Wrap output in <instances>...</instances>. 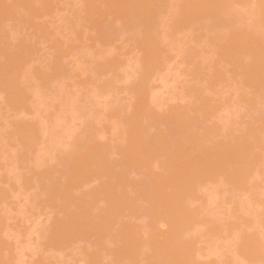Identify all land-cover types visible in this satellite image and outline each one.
Segmentation results:
<instances>
[{
    "label": "rangeland",
    "instance_id": "1",
    "mask_svg": "<svg viewBox=\"0 0 264 264\" xmlns=\"http://www.w3.org/2000/svg\"><path fill=\"white\" fill-rule=\"evenodd\" d=\"M4 1H5V3L9 2L6 0H0L1 6H3L5 4V3L2 4ZM13 1L16 2V0L11 1L12 4L15 5V7H16L20 0H18V2H16L17 4L14 3ZM27 1H28V3H26V4H28L27 6L29 7V0H27ZM31 1H33V0H31ZM31 1H30V3H31ZM37 1L35 0V2H37ZM42 1H40V4L42 6L48 5L50 3L49 9H47L49 5L47 6V8H46V6H44L46 8V10H48V11H46L47 14L44 15L41 13V10L43 13L45 12V11H43V9L40 10V8H44V7H41V5L38 4V2H37V4L40 6V8L38 7V9H39L38 11L41 14H38V15H40V16H38V18L36 17L37 16L36 15V16L32 17V19H31V16H33L36 12L33 15H30L31 12L28 11V9L30 7L27 8V10H26V11H28L27 13L24 10L27 6L25 7V6L20 5V4H18L19 7L23 6L24 9L21 7H20L21 9L19 7H18L19 9H17V7H16V10L14 9L15 12L13 11L14 7L11 5V2L8 4H5L4 7H2L4 9L6 5H10V6H8L9 8L6 6L7 9H10V7L12 6L11 11H13L12 12L13 15L8 16V14H7V18L10 19L11 17H14L13 20L10 19L12 22L8 19V21H10L11 24L13 23V25L15 23L19 22L18 25L20 26L22 24L20 22L22 20L24 21V19L21 18V16L23 14L21 15L22 12L20 13L19 10L23 11V13L25 11L26 14L24 13L25 15H23V17L26 15L30 16V18L26 16L27 20L25 19V22L28 21L31 23L26 24L25 22L22 21L23 23L26 24V26L22 24L23 26L21 25L22 28L20 30L19 27H18L19 29L18 28L16 29L15 25L12 26V28L9 27V25H8L9 23L7 25H5V27L3 25H1V23L3 24L5 22V20H4V22H2L3 19H7L6 16L2 14L3 16H2V21H0V27H2V26L4 27V29H5L3 31L4 33L7 29V27H8V31H11V29H13L12 31H14V33L16 32L15 35L20 33L19 35H17V37L13 36L14 34H11V33L9 34L10 35L9 36L8 35L9 32L7 33V31H6V33L3 34V41H5L4 35L7 34L8 36L6 35V38L8 39V37H9V40L6 39V41H8V43H10V44H8V46L14 45V46H16L15 47V49H16V48H18V45L20 46L21 43H23L21 47H23V45H25L26 47L24 46V48H22V50H20L21 48L19 47L17 49V50H20L18 53L23 54V50L26 48L24 55H29V52L31 50L30 56H27V59H25L26 56L20 57V54H19V56L16 55V50H14L13 49L14 47H12V46H10V48L12 47L13 50L12 49H10V50H12L13 52L15 51V52L13 53L8 49L9 52L6 51V56L7 55L9 56V53L11 56V53H12L13 54L12 56H14V60L16 57H18V59L20 57L19 61L16 63L18 64L21 61L23 64L22 66L26 65L29 67L28 68L25 66L26 68H28L30 70V72H29V70H26V68H25V71L31 73L34 70L35 75H34V77H31V76H33V74L32 75L27 74V76H26V74L24 75V73H25L24 71L22 74V72H20V68L22 71L23 67H21V64L17 65L15 63V61L18 60L17 58L14 61L13 57L11 56L12 60L14 61L13 62L14 66H13L12 63L7 64L5 62V61L8 62L9 58L11 59V57L7 58L8 57L7 56V57L1 58V56H0L1 65L3 64V62H2L3 60H5L4 64H7V65L3 64L4 66H7V67L4 68L2 65V70L4 69V71L1 70L6 75L1 72L2 74L0 73L1 74L0 77L3 78L5 76L4 78H7V80H8L9 78L10 79L12 78L9 76L10 74L12 76V74H13L12 70L15 71L14 72L15 74H17V73L19 74V72H20L25 77H23L21 74H19V75H21L22 77L19 75L13 74L14 77L15 76L21 77V80L15 79L16 77L15 78L13 77L15 82L13 80H11V81L8 80V81L12 82L13 84L15 83L14 84L15 87H16V85H18L17 86L18 88H19L20 83L18 84L16 80H18L19 82L21 81L22 86L20 84L19 89L23 90V88H21V87H25L24 89L26 90V91H22V93H20V94H22L21 95L22 97L19 95V97L22 98V100L19 97H17L15 99L17 101L21 100V103L22 102L23 103L22 104L21 103L19 104L18 102L15 103V101L12 100L11 95L8 98L9 92L7 90V92H8L7 93L6 88L4 89V87H3L4 82L0 78V262L2 264H4V263L5 264H147L149 262L148 261L149 257L152 258V256L148 255L149 252L153 253V252H151V250L154 252L157 251L156 252L157 254L155 253L153 258L157 257V255H158V259H159V255H161V253L159 254V251H166V249L168 252L167 253L164 252V254H166V256L169 255L170 257L173 256L172 261H169L170 264L173 263L174 259H175V261H178L181 259L182 260L181 263H180V261H178L179 264H254L253 262L255 260H257L256 257H258V259H262L261 255H262V253L264 254V252L262 251V250H264L263 249L264 248V239H263L264 238L263 237L264 236V119H263L264 118V90L261 92L259 90L261 88L260 87L258 89V91L261 92L262 96L259 95L260 93H258V91L256 92V93H258V95H257L255 92L252 91L253 88L250 87V84L248 85L249 88L246 87V85L245 86L243 85V82L245 80L246 81H248V80L246 77H244L245 74L242 73V71H241V74L244 75V76L242 75L244 77V79H243L244 81L240 80L241 79L240 77H242V76H240L239 77L240 79H239L237 77L239 74L236 75V72L239 71L237 69L238 68V66H237L238 60H241V61H239V64L240 63L245 64V63H243V59L248 60V61L251 60L250 52H249V54H250L249 55V54H247L248 51L247 52L244 51L242 54L244 57L245 56L246 57L243 59H242V57H243L242 56L237 61H235L237 58L233 59L234 63L232 60L230 61L235 66H237L235 68V69H237V70H235L236 72H234V68H232L233 65L231 66L230 65L231 63L226 61V58L228 56L226 58L224 56H226L227 54L228 55L232 54L231 56H233V57L237 56L236 53L234 52V50H236V49L233 48V45L236 46V48H237V46H238L237 43L240 44L241 43L240 41H242L245 38L243 36V34L246 36V33H247L249 38L246 36V38H245L246 40L253 39L250 37L251 34H252L251 36H253V35L257 36L258 33L261 34L260 32H257L258 30L256 31L257 35L255 33H253V32H255L254 26L258 25V24L254 23L255 22L254 19H256V22H258V20H257V17L252 19L250 14L252 13L253 10L254 11L256 10L255 8H256V4H257L256 12L258 10L259 11L262 10L261 14L262 13L263 14L260 16L261 17L264 16V9H263L264 5L262 7V4H264L263 0L262 1L261 0H250V3L251 2L254 3L255 8H253V9L251 8L252 11L250 13H247L249 16L246 15V13L244 11H242L243 7H245V8L247 7V6H245L246 3L243 0H241L240 2L234 0L231 7L234 8L235 12L233 11V13L237 12V16L234 18L233 22H230L231 21L230 18H229L230 21L228 20L230 23H233L232 26L230 25V23H228V21L225 22L228 18L227 16H225V14H226L225 12L227 11L228 13H231V12H229L230 9L228 7H230V6L228 3H232V2H229L226 0L228 2L227 3L228 5L226 4V6H228V7H226V8H228V10H226V8L221 5V4L224 5L226 3V2L224 3L223 0H215V1L213 0L214 3H213V5L211 4V6H209L211 0H208V2H207L208 6H207V4H205L203 2L204 3V4L202 3L203 6L201 4H199V5H201L203 7L204 11L209 10L208 14L205 13V15H204L202 9H200L201 6L198 7L197 5H195L197 7V9L199 8L197 11H196V8H194V10L196 11V16H197V17L195 16L194 20L196 18H197V20H195L196 21L195 24L191 25L190 28H188V25L187 26L184 25L185 28H188V29H182V27H184L183 25H182V27H181V25H179L180 29L179 28L174 29V28H177V26H178L177 25L178 19L174 20V17H172V16L176 17V14L172 15V14H174L173 12L177 9L182 10L183 7L186 5L187 1H186V3L180 2L179 0L178 1L180 3L178 1H176L179 4L182 3L181 5L184 4L183 6H181V8L180 7L178 8L177 7L178 5L174 6L176 4V2H174V0L173 1L171 0V4L174 2V4H172L173 7H171V4H169L170 1L167 0L169 2L168 4L170 6L167 4H166V6L167 7L169 6L168 9L170 7L173 8V12L171 11L172 9L169 12L168 9L166 8V6H164L165 3L163 4L164 7H162V9L166 8L168 15L163 14L164 12L166 13V9H163L165 11L161 13V17H159V18H160V20L161 19L163 21L165 20L164 21L165 24H163L164 25L163 26L162 23H164V22L162 21L161 25H159V28H160V26H161V28L162 27L167 28V26L171 22H174L176 25L174 24L175 27L172 25L173 29H174L173 31H175V30L176 31L174 33L169 32L170 34H172L171 38L167 34L166 35L169 38L166 37L165 34H164L165 36H161L160 35L161 31L159 32V35L157 34L158 32L157 33L155 32L158 38L154 36L155 35L154 31L157 30V27H155L156 28L155 29L153 26L154 25L158 26V24L153 23V26H152L153 29L151 28L152 30L150 29V27H146V29H147V32H146V29L144 28L146 25L144 26V24L142 25L139 23V19H138L137 15L139 16L138 13H140L142 11L141 10L142 8L139 7L138 2L140 1L144 5L143 0L142 1L141 0H139V1L135 0V1H137V3L134 0H130L131 5H134L133 3L135 2L136 5H134V6L136 7L138 5V7L140 8L141 11H139L138 7H136L138 9L137 12L134 11L135 13H137L136 16L133 15V16H135L134 17L135 20H136V17L138 19V23L136 21L137 24L134 23L135 21H132L134 23V25L131 24L132 26H129L131 22L128 23L127 21H129V20L124 19L125 22H123V24H125L126 22L129 24V25L127 23L125 24L124 27H126V28L123 27L122 22H115L114 21L115 20L114 17H117V16L120 17V15L122 17L123 14H121L118 10H116V6H114L116 3L112 0H111V3H110V0H53V2H52V0H50L52 3L49 2V0H48L49 3H44V2H47V0H46L43 2V4L41 3ZM147 1H150V0H147ZM182 1H185V0H182ZM191 1L189 0L188 3H193L195 0H193L192 2ZM245 1H247V0H245ZM258 1L260 2L259 3L260 8L258 7ZM24 2H26V0L22 1L21 4H23ZM112 2H114L115 4ZM90 3L91 4L93 3V5L91 6ZM33 4L31 3L30 6H32ZM37 4H35L36 6L33 5V7L37 8ZM94 4H95V6H94ZM111 4L114 6L113 9H111L112 7H110ZM247 4H248V7L250 5H252V4L249 5V3H247ZM87 5L90 6L91 9L93 6H94V8L96 7V9H93V10H95V11L97 10V12L99 11V13H102L103 9L106 10V8L108 9L110 7V10L108 9V10H106V12L107 11L110 12L111 10H115L116 13L114 12L115 13V15H114L113 12H111L113 17L111 16V14L106 16V13H105V18L107 17V19H110L112 17V19H114V20H111V19H110L111 21L108 20V22L110 21V23H109L110 25L104 24L103 21L104 20L106 21V19L103 18L104 16L103 17L101 16L104 13H102L101 15L99 13H96L97 15L99 14V16L95 15V13H94V16H93L92 15L93 11H91V14L87 13V12H90V10L88 11V9H90V7H88V9H87ZM204 5H205V7L206 6L208 7L207 8L208 10L206 8H204ZM140 6H142V5H140ZM101 7L102 8L104 7V8L102 9ZM159 7H161V6H158V8ZM174 7H176L177 9L175 8V10H174ZM210 7L214 11H212V9L210 11ZM223 7L225 8L226 11H224V10L222 11L220 9V8L224 9ZM248 7L246 9H248ZM45 8H44V10H45ZM136 8H133L132 11ZM158 8H157V10H158ZM245 8H244V10H245ZM216 9H218V10L220 9L219 10L220 13L217 12ZM0 10L2 11L0 13L7 11L6 9H4V11H3L1 8H0ZM157 10L155 9L154 11H157ZM194 10H193V12H194ZM199 10L202 11L203 14ZM16 11H18L20 16L18 15V13H16ZM160 11H161V8H159V12ZM103 12H105V11H103ZM134 12H132V14ZM159 12L157 11L156 13H159ZM177 12H178V10H177ZM198 12H200L199 13L200 16L197 15ZM223 12L225 13L224 15H223ZM246 12H247V10H246ZM256 12H254V13H256ZM5 13H7V12H5ZM14 13L18 15V21H17V19L14 20L15 19ZM126 13H129L131 15V11H129V10H127ZM175 13H176V11H175ZM216 13L223 15L225 18L227 17L226 20L223 18L218 19V17H220V16H218ZM238 13H239V15H242V14H245V15H243L241 17L238 15ZM254 13H252L251 15L254 16ZM257 13L259 16V12H257ZM159 14H157V15L154 14L155 16H157L156 19H158ZM169 14L171 16H169ZM179 14H181V13L179 12ZM182 15H183V13H182ZM201 15H204V17L202 18ZM0 16H1V14H0ZM4 16H5V18H3ZM108 16L109 17L111 16V17L108 18ZM163 16H164V18H162ZM183 16H186V15H183ZM255 16H257V14ZM35 17H36V19H33ZM92 17H94V18H92ZM96 17H98V21L100 23H102L104 27L105 26H108V27H105L104 29H102V27L100 26L101 24L98 21H96L97 20ZM131 17H132V15H131ZM216 17L218 20L217 23H219V24H223L224 22L226 23L223 26L221 25L222 30H217V28H218L217 27L218 25L216 23L217 20L214 21ZM261 17L259 19L260 21H262ZM16 18H17V16H16ZM19 18L22 20H20ZM28 18L31 21L28 20ZM95 18H96V20H95ZM99 18L102 20H99ZM134 18H132V19H134ZM152 18L151 19L154 21V17H152ZM118 19H116V20H118ZM169 19L174 20V21L170 22ZM0 20H1V18H0ZM35 20L37 22H34ZM160 20H158V21L160 22ZM194 20H192V23ZM219 20L220 21L222 20L221 22H223L224 20L225 21L223 23H220ZM252 20L254 21L253 22L254 24H252ZM8 21H6V22H8ZM13 21H15V23ZM122 21H123V19H122ZM213 21L215 22L216 25L214 24ZM32 22L34 24L38 23L36 26H39V24H40V25L46 27L45 29L47 31L44 30V28H43V30L45 32L43 30H42V32H40V30L42 29L41 26H39L40 27L39 30H37L36 27L31 28V25L33 24ZM168 22H170V23H168ZM212 22H213V26L215 25L216 28L215 27L213 28V26L211 25ZM141 23H143V22H141ZM148 23H147V26H149V25L151 26L152 23H150V22H148ZM167 23H168V25L166 26ZM29 25H30V27H29ZM127 25L129 28H127ZM206 25H208V27H206ZM109 26H111V27L113 26V27L111 28ZM250 26H253V29L252 28L250 29ZM14 27L16 30H19V32L15 31ZM98 27H99V30H98ZM256 27L262 28V23L259 24V27L255 26V28ZM106 28L108 30V33L105 32V31H107ZM109 28L112 29V31H111L112 33L110 34L111 39H110V37L109 38L107 37V35L109 36L110 30H111V29L109 30ZM163 28H162V32L164 33V29H166V28H164V29ZM101 29H102V32L104 30L105 33L102 34ZM149 29H150V32H149L150 35H147ZM171 29H172V27H171ZM245 29H247V30H245ZM262 29H264V27ZM249 30H253V32L251 31L249 34V32H247ZM37 31H39V32H37ZM99 31L101 34L98 33ZM168 31H171V30H168ZM218 31H220V32L222 31L223 34L225 33L224 36L222 34L223 37L220 38L221 33L219 32L220 33V36H219ZM238 31H239V33L242 34V37H240V38H238V33H237ZM244 31H246V32H244ZM43 32L45 34L46 33L50 34L51 37L49 35L43 36L42 35V34H44ZM166 32L167 31H165V33ZM190 32H191V34H193L194 37L193 36L192 37L195 38L194 40H192L193 39L192 37L189 38L191 35ZM0 33L2 34L1 31H0ZM40 33H42V34H40ZM187 33L189 34V36L187 35ZM233 33L237 34L236 35L237 39L235 37V40H234L235 35H233ZM262 34H264V30H262ZM231 35H232V37H231ZM11 36L14 37L12 39L13 41H11V38H12ZM99 36H100V38H99L100 41H101V39L104 38L103 36H105L104 41H107L108 39H110V40H108L109 42L107 41L108 43H106V42L104 43V41H101L103 44L100 42H99L100 43L99 44L97 41V38ZM196 36H198V38H196ZM199 36H201V37H199ZM259 36H263V35H259ZM44 37H46L47 39H44ZM54 37L56 40L54 39ZM159 37H161V39ZM0 38H2V37H0ZM50 38L52 40L54 39V41L50 40ZM154 38H156V39L154 40ZM256 38H258V36ZM198 39H200V40L197 41ZM245 39L242 42H244V41L246 42ZM260 39L263 40V37ZM49 40L51 42H53L54 44L53 43L50 44ZM59 40L62 41L63 43L59 42ZM156 40L158 43L156 42ZM3 41H2V43H3ZM55 41H56L57 45H56ZM250 41H253V40H249V42ZM26 42L28 44H30L29 45L30 47L28 45H26ZM148 42H149L150 46L153 42H156V43H153L152 45L155 44L154 47H156L158 45L157 48L158 47L160 48V49H158L160 52L155 49L158 53L156 55V58H158V59H154L155 58L154 55H152V57H151V58H153V60L149 58L150 56H148V55L149 54L151 55V53H153L154 51H153V49H151V48H153V46H151V47H149V46L145 47L144 46ZM232 42H234V43H232ZM2 43H0V44H2ZM6 43L7 42H5V45H6ZM231 43H232V45L228 46ZM52 44L56 45V50L53 49V48H55V46L53 47ZM60 44L61 45L63 44L64 47L62 45V47H63L62 48ZM66 44H67V46H66ZM71 44H73L75 47L77 46V48H79V49H80V47L84 48L87 45L88 49H87V47H86L87 50L85 48L80 49L82 51V52H80V50H79V52L82 53V54H80L79 52H77V50H78L77 48H76L77 49L76 51L74 50L75 52L73 51V48L75 49V47H73V45H71ZM2 46H3L2 48H5L7 45L6 46L2 45ZM8 46H7V48H8ZM51 46L53 48H51ZM65 46H66V48H65ZM70 46H72L73 48H71ZM82 46H84V47H82ZM89 46L91 47V49ZM0 47H1V45H0ZM27 47L30 48V50ZM59 47L62 48L61 49L62 52H61V50H59ZM226 47L230 48V49L229 50L225 49ZM68 48H69V50H68ZM145 48H148L147 50L150 49L153 52L151 51V53H149L147 50H146L147 52H145L144 51ZM27 49H28V53H26ZM70 49H72L73 53L70 52V54H69L68 52L70 51ZM224 49H225L224 52H226L227 54L225 53V55L223 56V54L221 55V51H223ZM231 49H233L232 50L233 52L228 53ZM5 50H7V49H5ZM5 50L1 51V52H3L2 54H4ZM1 52H0V55H1ZM155 52H154V54H156ZM147 53H148V55H147ZM161 53H162V56L160 55V58H159V54H161ZM233 53H234V55H233ZM218 54H220L221 60H220V57L218 56ZM4 55H2V56H4ZM15 55H16V57H15ZM55 55L58 57V60H61L60 64H58V65L60 66V68L63 67L61 69L62 72L64 71L63 73L59 72V71H61L59 66H58L59 71L57 70V68L54 69L53 67H50V65H51L50 63H52L53 61L55 63L53 62L52 66L56 65V67H57V63H59V61L52 59L53 57L55 59V57H56ZM145 56H147L148 60L150 59V61L147 62L148 65H146V63L144 64V60H145V62L147 60V59H145ZM231 56L227 59H229V60H230V58L232 59L233 57H231ZM22 58L24 59L26 64H24L25 62L22 61L23 60ZM222 58H224V59H222ZM12 60L9 62H12ZM51 60H53V61H51ZM222 60H225V61H222ZM56 61H57V63H56ZM114 61L116 62L117 65L115 67L112 65L110 66V64L114 63ZM27 62H28V65H27ZM104 62H105V64L103 65ZM235 62L237 63V65L235 64ZM249 62L246 61V63H249ZM108 64H109L110 68L108 67ZM8 65H9V67L12 66V68L13 67L14 68L8 69ZM19 65H20V67H19ZM100 65L106 66V70L111 69V71H109V70L105 71V69L103 70L102 69L103 66H100ZM144 65H146L147 68ZM18 67H19V69H18ZM112 67H114V68L112 69ZM219 68H222L223 70L219 69ZM41 69L43 70V72L45 74L47 71V74L46 75L44 74L43 78H41V76L43 75V72L41 71ZM209 69H210V72H212L211 76L213 78L210 76ZM10 70H11V73H9ZM35 70L41 71L40 72V74L42 73L41 76L37 75L40 78L39 77L37 78V76H36V73H39V71L36 72ZM53 70H55L54 75H53V72H54ZM216 70L218 73L220 71L227 73L226 76H228V77L225 76V73H222V75L224 74V76L220 75L221 74L220 73L219 75L221 77L219 76L220 78H218L220 80V82L218 80H215V82L218 81L219 83L217 82V84H215V82H214V84H211V83H213L212 81H214V76L216 75V77H217L218 73L216 74ZM224 70H226V71H224ZM50 73H52V76ZM56 73H59V74H57L59 76H57ZM238 73H240V71ZM48 74H50V76ZM213 74H214V76H213ZM234 74H235V76H234ZM232 75L234 76L232 79L233 80L235 79V82L233 80L228 81L229 80L228 78L231 79ZM45 76L49 77V78L47 77L48 79H46V81L44 79V78H46ZM209 76L213 80L212 79L210 80ZM216 77H215V79H216ZM223 77L224 78L226 77L225 78L226 82H225V80H223L224 79ZM235 77H237V79ZM221 78H223V79H221ZM42 79H43V81H42ZM142 79H144V80H142ZM7 80L5 81V84H6V82L8 83ZM237 80L241 81V82H238ZM88 81L91 83H89ZM84 82L85 83L87 82L89 84H87V83L84 84ZM223 82L224 83H230L231 82L230 83L231 87L229 84H227L229 86L225 85L226 86L225 87ZM240 83L242 86L240 85ZM139 84H141L142 86L139 87L140 86ZM237 84H238V86H237ZM246 84H248V83L246 82ZM263 84H264V82H263ZM263 84H262V86L264 87ZM144 86L147 89L144 88ZM240 86H241V89H239ZM263 87H262V89H263ZM242 89H244V91L246 92L245 94L242 92L243 91ZM40 91L42 94H39ZM236 91L238 92L239 95H237ZM254 91H256V89ZM248 92H251V93H248ZM34 93H36L35 95L36 96L38 95L39 97L38 96L36 97L34 95ZM252 93L253 94L255 93L256 95L255 94L253 95ZM248 94L252 95L251 97H253L252 98L253 100H254V97L256 98V101L251 100L252 104L249 101L250 97ZM41 95H42V97H40ZM23 96H25V97H23ZM54 96H55V99H52V98H54ZM214 97L218 98V100L216 99V102L218 101L216 107H217V109L219 108L220 110H216V107L214 105V104H216L214 102L215 101ZM243 97H245V98H243ZM246 97H249L248 100ZM258 97H259V99H258ZM18 98H19V100H18ZM143 98H146V99H143ZM209 98L211 101H213V105H212L211 101L209 100ZM261 98H262V100H261ZM10 99L12 100V103H14L16 105L10 103L11 102ZM204 99H208V100H204ZM243 99L244 100L246 99L245 102ZM51 100H53V101H51ZM203 100H204V102H203ZM220 101L223 102L224 104L221 103ZM246 101L248 103H246ZM206 102L207 103L209 102V105L214 106L216 112L215 111H214V113L211 112L212 109H214L212 106L210 107L211 108L210 112L215 114V115H213V114L207 115L209 113L208 110H205L206 114L204 113V111L201 112L202 110L201 111L199 110L200 111V113H199L200 120L197 119L198 120L197 124L198 123L200 124L201 119H202V121L204 120L202 123H204V122L205 123H204V125L201 123L200 124L201 127L203 126V128H204L206 125H207L206 127L214 125L212 127H209V128H211L210 132L212 131L213 127L215 128V125L217 126L215 129H218V130L213 129V132H212L213 134L211 135V133H210L211 136H209V135H208L209 137L207 136V138L210 139L209 140L210 142L213 139L212 141H215V143L223 142V145H225L224 147H227L228 144L227 143L224 144V142L229 143L228 139L230 137H231L230 139H234L232 135L235 134L234 135V137H235L234 141H237V143H239L241 141L240 138L245 141L244 143L242 141H241L242 143H240V145L241 144L245 145L244 150L246 149L245 151H247V152L244 151V153L250 154V156H252V157L254 156L255 153H258V157L256 155L253 158L248 157L246 159L247 163L249 162L248 164L251 165V167H250V165L247 166L248 168L246 167L248 169V171L250 172L249 175H248L247 170H245L246 171V173H245V171L241 169V167L244 169V166H246V164H244V166H241V163H243L242 161L244 159H242V161H240L241 163L239 166H241L240 169L242 170V172L244 171L243 174L245 176H242V174H240V173H242L241 170L239 171L237 169L238 172L237 171L234 172V174L237 173V176L235 175V177L239 178L240 177L238 175V173H239L241 175V179L244 181L243 185L241 182L242 180L240 181L241 185H239L240 182L238 183V185L240 186V187L237 186L238 189H232L235 191L239 190V192H237V193L235 191L230 190L231 189L230 188L231 182H230V185H229V182H227V180L230 181V179H231V178L228 179L229 177H231V175L230 176L228 175L229 171L223 170V169H227V167H224L226 165L225 163L230 164L231 159L235 160V158H233L232 155H229V151L228 152L225 151L227 149L224 148V150H222L223 149L222 143H221L222 147L219 144H216V145H219L220 149L224 153L222 151L220 152V149H218L219 146L217 147L215 144H214L215 146L212 145V143H214V142L211 143V145L215 148V149L213 148L215 151H212V149H211V151L214 154L210 151L211 145L209 146L210 148L207 146L205 148L203 147V145H206V144L209 145L208 142L202 143L208 139H206L204 136V138L206 139L205 140L202 138L203 136L202 137L200 136V135H202V133L199 132V129L200 130L202 129L201 131H203L205 129L204 131H206L207 128L203 129L201 127H198L199 125L197 126V124L195 123L196 120L194 121L195 125L198 128L196 129L194 127L195 126L194 125L193 130L195 128V131L198 132L197 135L200 137V140L198 142L201 143V144L199 143L200 145L203 144L201 147L204 148V150H203L202 148L201 149L199 148L200 146L197 147L200 149V152H201L200 155L201 156L198 155V157L194 156L195 158H192L193 157L192 155H196L199 152V151L196 152V150H199V149H196V147H194V146H198V143H196L193 140H192V142L193 143L195 142L197 145L195 143L193 144L194 146H192V149L194 147V150H192V152H190L187 148V150L190 153L187 150H185L186 152L183 151V149L187 147V144H188L187 142L185 144L186 146L184 145V147L180 148L179 146H177V144H178L177 140H179V139H176L177 144L175 142V146H174V139L179 138L180 137L179 135L181 133V130L179 133V128H181V127H178L177 125L178 124H179V126L181 125L182 120H183V118H185L184 117V116H186L185 114L187 112H189V109L190 110L192 109L191 112H189L192 114L193 109L195 112L196 111L195 109H197V108L200 109V107H199L200 104H202V103L206 104ZM253 102H255L256 104L254 103V105H253ZM183 105L185 108L183 107ZM173 107H174V111H175V108H176V111L179 108H180L179 110H182V111L178 110L177 114L179 112L185 113L184 111H187L184 115H182V118H181L182 120L179 118L182 113L181 114L179 113L178 115H180V116H177V114H175L176 111L174 112L172 109ZM203 107H204V105L201 106V109H203ZM169 110H171V111H169ZM85 111H86V113H84ZM172 111L174 113H172ZM197 111H196V113L191 115L192 117L194 115V119L198 116V115H196V114H198ZM206 111H208V113ZM152 112H153V115H151ZM154 112L156 113V115ZM166 112H170L173 115H176V117L179 119L173 118V117H175L173 115H171V116H173L172 118L174 120L175 119L178 121L180 120L179 121L180 123L178 122L175 125L174 124L175 121L174 122L171 121V116H169L170 117L169 118L168 117L169 114H166ZM74 113L77 114L78 116H76ZM158 113L159 114L162 113V114H160V115H162L159 117L160 119L164 115V119L163 118L162 119L165 122L163 120L159 119L161 122L163 121L162 122L163 124L165 123L164 125L158 124V123H160L159 120H158L159 122L158 123L156 122V124L152 123L154 118L155 119L157 118ZM201 113L205 115L204 119L201 118V116H203V115H200ZM165 115L168 118V121H167L168 123H170L169 119L171 122H173L171 124V126H169L170 124L166 125L167 119H165L166 118ZM150 116H152L153 119ZM206 116H208V117H206ZM192 117L189 116L188 118L190 119ZM187 119H184V120H187ZM85 124L88 127H89V125L91 126V127H89L90 128L89 130H88V127L85 126ZM133 124H135V125H133ZM136 126H138V127H136ZM139 126H141L140 129H139ZM29 127L32 128L34 131H37V132H35L36 135L34 134V132L32 133L33 130H31V134H30ZM169 127H170V129H169ZM171 127H174V128H171ZM22 128H23V130L21 131L20 129H22ZM25 128L29 129V131L27 132V130ZM39 128H40V130H39ZM85 128H86V130H85ZM132 128H138L139 130H141L143 128L144 134L147 133V136H150L149 138H151V136H152L151 139H155V137L158 135L157 136V137H159L158 139L168 138L169 141L168 140L167 141L169 143H171L172 142L171 140H173L172 146L177 147V149L179 147V152L177 151L178 153L184 152L187 155L189 154V156H188L189 158H190V154H192L191 159H189L187 157V155H185L184 153H183V155H184L183 157H180V155L178 154L179 157L177 155H175L176 158H174L175 156H172V155L177 153V152L173 151L174 148L171 149V151L173 153L167 154L168 150H166L165 151L166 155H165V154H163L165 152L163 151V149L161 147H159V150H160V148L162 150H161V152L160 151L159 152L162 154H160V153H158V151L156 152L154 150V149H156V147L155 148L152 147L154 149H152V150L150 149V151L154 150L155 152L154 151L153 152L156 155L159 154L158 156H160V157L156 156L158 158V160L156 158V161L155 160L151 161V163L149 161V163H148V167L150 166L149 168H151V164L153 163L151 170L153 171L152 173H154L155 176H156L157 172H159L157 174H160L161 172H163L161 174L165 175L164 173L168 170V166H169V168H171V170L170 169L169 170L172 171V173H174L175 176H177V173L181 174L178 170H177L178 172H176L175 171L176 169H178V168L180 169V167L182 169L185 168L186 172L184 170L182 171L183 174L185 173L184 174L185 178H187L186 175L189 177L191 175L192 171H194L190 177V178H192V181L191 180L190 181L194 184H192L191 182L188 183L190 185H193V186H191V188L193 187V189H192L193 191L191 190V192L193 193V196H190V195H192V193L189 192V195L187 194L189 199L187 198V196H185L187 199L184 197L186 200L185 202H187V203L182 202L183 205H181L182 203H180V200H179V203H177V206L174 205V203L173 204L171 203L172 207L176 206L175 207L176 209L175 208L173 209L170 206L171 204L170 205L168 204L170 206L169 207L164 202L166 205L164 207L166 209H164L161 206L164 204L162 202V200H161V202L160 201L157 202L160 195H159V197L156 196L155 198L154 197L151 198L152 192H151V190L147 189L149 187V185H147L148 182L145 186H143V184H141V182H142V179L144 181V178L146 179V177H148V176L151 177V179H153L152 177H154V174H152L150 172L151 170L146 166L147 169H149L147 172L150 173L147 176L145 173V171L147 169H144L146 167L143 166V168H141L142 167L141 163L139 162V164H137L138 161H135L136 158L132 155V153H131V155L134 157L133 160L135 163L131 162L130 164H136V165H134L135 166L134 170H131L133 167H131V169L129 168V162L132 160L133 157H129V160L131 159L130 161H128V159L125 160V157L130 155V154H126V151L129 150V151H127L128 153L132 152V150H130L129 148L128 149L126 148L128 145H130V143L128 144L129 140H131V138H133V137L129 138ZM191 130L192 129H190V132H191ZM23 131H26V132H23ZM192 132L194 133V131H192ZM214 132H217L218 134L217 133L214 134ZM248 132L250 134V137L248 136L249 138L246 137L244 139L245 136L249 135V134H247ZM27 133L30 134L31 138H32L31 135L34 134V137L32 138L33 141H34V139H36L35 137L37 136V133H39L37 136V139H36V141H38L37 144H39V145H37L35 143V141L32 142V140L29 139V137H28L29 134H27ZM40 133H42V134H40ZM199 133H200V135H199ZM236 133H238V134H236ZM240 133H241V135H243L242 133H244V134L246 133L247 135L245 134L244 136H240ZM25 134H27L28 136H26ZM203 134H205V133H203ZM22 135H23V137H22ZM24 135L27 138L24 137ZM77 135L80 136V138ZM181 135H183V134L181 133ZM194 135H196V134H194ZM238 135L240 136V138H238L239 137ZM212 136H214V137H212ZM75 137H78V139H77L78 141L76 140ZM236 137H237V140H236ZM24 138H25V141H27L29 139V143L31 142L30 145H34V143H35L36 146L34 145V147H31V146L28 147L27 145H29V143L27 144V142L24 141ZM21 139H23V140H21ZM73 139H75L77 142L82 141L83 143L81 145L77 146V145H75L76 144L75 140H74L75 142L73 144ZM79 139H81V140H79ZM137 139L140 140V138H138V137H137ZM164 139H162V140H164ZM222 139H224V141ZM225 139L227 141H225ZM238 139L240 141H238ZM180 140H181V137H180ZM23 141L25 143H23ZM57 141H60V144H58L59 142L57 143ZM217 141H219V142H217ZM234 141L232 140L233 144H236ZM86 142H87V144H84ZM137 142H138V145H140L139 144L140 141L137 140ZM137 142H135V143L137 144ZM161 142H160V144H162ZM163 142H165V140ZM80 143L81 142H79V144ZM167 143H166V145H167ZM169 143H168V145H169ZM190 144L191 143H189V145H188L189 149H190V146L192 145V144L191 145ZM233 144H231V146ZM92 145L94 146L93 149L91 148ZM237 145L238 144H236L234 146H237ZM169 146H171V144ZM88 147H89V150H88ZM101 147L105 148V149H102ZM216 147H217V150H219L218 152L216 151ZM240 147H243V146H240ZM240 147H238V149L236 147L235 148L237 151H239V149H240V151H243L242 150L243 148L241 149ZM99 148L102 149L101 152L105 151L102 154L99 152L100 153L99 155H101V156L103 155L100 158H103V157L105 158V156L107 155L108 157L106 156L105 159L106 160L108 159L107 161H109V162H105L106 161L105 159L104 160L98 159L97 152L101 150ZM207 148H209V150ZM90 149H92L91 151L95 150L96 152L95 153L92 152L90 154ZM97 149H98V151H97ZM166 149H169L168 152H171L170 148H166ZM177 149H174V150H177ZM180 149H181V152H180ZM205 149L210 151V153H212L213 155H211L210 153H209L210 155H208V153ZM156 150H158V148ZM106 151H108V152H106ZM240 151L237 154L236 153L235 154L238 156V154L241 153ZM194 152H196V154ZM85 153H88V154L84 155ZM182 153H181V156H182ZM203 153H207V154H203ZM226 153H228V155ZM244 153L242 156H244ZM92 154L95 155V158H97L99 160V162L96 160L97 163L99 164L98 166H100V164L104 161V169L103 170H105L106 174L109 172V171L106 172V169L109 170L108 169L109 167L111 168V172L113 170L117 169V171L116 172L114 171V173H118V171L119 172L122 171L125 173V170H123V169H126V167L128 168V171H129L128 175L130 178H128V176L126 174L127 172H126L125 175L127 176L128 179H126L127 181L124 180V182L129 181L132 183L128 182L125 184L127 191H128V192H126V197H124L125 195H122V192L124 190L126 191V188L124 189L125 186L122 183L119 184L120 182H123V181H121V180H120V182L118 181L123 176V173L121 172L122 176L119 173V175L121 177L120 176H118L119 178L117 177V179H118L117 181L119 182V183H117V181L114 178L115 175L112 172V175L114 176V177L112 176L113 177L112 181L114 179V181H116L115 183L118 184V185L115 184V186L117 187L115 192L116 193L118 192L119 194H117V195H119V196L121 195L120 196L121 198L123 197V206H124L123 208L124 209H122V206H121L122 201L120 200L119 197L117 198L116 195H113V197L116 196L115 197L116 199H113V197L110 196L114 192L113 189L116 188L113 184L114 181H113V183L110 184V185L113 184L111 186V187H113L112 188L113 192H111V194L108 195L107 191H109V190H105L104 193L102 192L103 195H100V197H98L99 195H95L98 199L96 197H93L94 194H97L95 192H99L101 189H102L101 191L104 190L102 187L104 182H105L104 184L106 185V183L108 182L107 184H109V181H110V180L108 181L107 178H106V181H103L105 179V177L102 175L105 173L102 174L100 172L101 167L103 168V166H102L103 163L101 164V167L99 170L100 174H102L101 175L102 178L99 176L100 174H97V177L94 176L95 178H93L94 174H92V175H90V176H92V178L88 179L90 177L89 176L90 172H92L91 167H94L95 166L94 164H93L94 166H91L90 168L88 167L90 169V171H88V172L86 171V172L89 174H86V172L85 173L82 172L83 173V175H82V173H80V176L81 177L83 176L82 177L83 179L80 176H78V170H79L78 167L79 166L77 167L76 165H79V164H77V162L80 161L81 159H83V160L86 159V157L82 158V156H88V155L91 156ZM225 154L228 156V159H225V156H226ZM247 154H245V157L249 156ZM259 154H260V156H259ZM61 155H63L64 158H62ZM79 156H81V157H79ZM90 156H89V158L92 160H91V162L89 161L88 163L92 164L93 162H96V161H93L94 156L93 157H90ZM203 156H204V161L206 160L207 157L209 158V161L203 162V163H206V165L208 163L207 166H210L209 168H211L213 170V172L207 166H206L207 169H206V167H203V165L205 166V164L202 165V163H200L203 160H201L199 162L198 159L201 157H202L201 159H203ZM205 156H206V158H205ZM237 156H235L236 159H237ZM78 157L80 160H77ZM144 157H146V156H144ZM177 157L180 158V160L182 162H180L179 159H177ZM238 157L243 158L241 156H238ZM89 158L87 159V161L90 160ZM170 158L172 159L171 162H173L174 159L178 160L179 162L177 161V163H179L180 166L176 167L175 169L172 168V167H175L174 165H177V164H175L176 160H174L175 163L173 165H172V163L171 164L169 163L170 165L167 166V164H168L167 161H169ZM181 158H184L183 160H185L186 158L187 159H186V161H183ZM240 158H238V159H240ZM151 159H153V158H151ZM238 159L236 160L235 165H237V167L234 166L235 168H238V163H237V162H239ZM248 159H250V161H248ZM227 160H229V162ZM87 161L86 160L84 161V165H86ZM124 161H126V163L128 162V164L124 163ZM225 161H227V162H225ZM161 162H164L163 163L164 167H162V164H160ZM184 162H188L187 164L186 163L184 164V165H188V166L182 167V166H184L183 165ZM81 163L83 164V161ZM109 163H111L112 167H117V168L116 169L113 168V170H112L111 165L110 166L107 165ZM113 163L117 164V166H115V165L113 166ZM244 163H246L245 160H244ZM82 164H80V166H81L80 170L83 169ZM199 164L205 169V171L210 170L211 172L209 171V173H213L211 175V174H208L206 172L210 177H212V176L214 177L216 175H219L218 177L220 178V176H222L220 179L217 178V179L221 180V182H219V180H217L216 178H215V180H213L212 179L213 177L210 178L208 175H206L205 172L202 174L201 172H203L204 170H201V172H200V170H198L200 172L201 176L205 175L203 178H201V180L205 179L208 176V178H210V181L208 179H206V181L204 180L205 184H206L204 186V183L203 184L201 183L203 181L202 180V181H200V183L203 186L200 185L202 187H197V186H199V184L197 183V181H199V180L195 181L194 179H196V177L199 176V174H197L198 171H196L198 168L200 169ZM137 165H139V167L142 170L144 169L145 171L143 170L144 171L143 172L141 170V172H138V169L140 171V168ZM231 165H234V161H233V164H230L229 166H231ZM98 166H96L97 170L99 168ZM105 166H106V168H105ZM75 167H77V169ZM96 167H94V171H95ZM118 167H121L123 169L120 170ZM136 167H138V168H136ZM163 168H165L167 170H165V169L163 170ZM186 168H187V170H186ZM188 168H189V170H188ZM203 168H201V169H203ZM229 168H231V167H228L227 170H229ZM75 170H77L76 176L73 175V174H75L74 173ZM97 170L95 172L93 171L95 173V175H96ZM130 170H131V172H130ZM173 171H175V172H173ZM188 171L190 172V174L187 173ZM217 171H218V173H217ZM223 171L228 172V173L225 174ZM233 171H235V170L232 169L231 172H233ZM214 172H215V175H214ZM219 172L221 173V175ZM168 173H166L165 176H167ZM170 173H169V175H171ZM222 173L227 176L226 182H223L224 181L223 178L225 177V175H222ZM194 174H196V175H194ZM230 174H233V173H230ZM86 175H88L87 180L84 179V176H86ZM145 175H146V177H145ZM246 175H248V176H246ZM126 176H125V178H126ZM157 176H161V175H157ZM192 176H194V177L196 176V177L194 178ZM201 176H199V178ZM232 176H234V175H232ZM74 177L75 178L77 177L76 178L77 181ZM109 177L111 178V176H109ZM243 177L246 179L244 180ZM72 178L75 179V181L78 183V185H75L73 183L74 179L72 181L71 180ZM125 178H123V179H125ZM199 178H197V179H199ZM177 179L179 181L180 177H178ZM232 179H233V177H232ZM232 179H231V181L234 182L233 180H235V179H233V180ZM135 180H136V182H135ZM188 180H189V178H188ZM207 180L209 181L210 184L207 182ZM211 180L214 181L213 187L216 186L215 187L216 189L213 188V191L218 190L217 192H219L220 195L223 194L224 192H225V195L227 192L228 193L229 192L230 193L235 192V193L231 194L230 197H228V199L226 196H228L230 193L227 194L226 196L223 194L222 198H220L221 196L217 193V195H218V197H217L216 194H214V193H216V191L215 192L212 191V184H213L212 182L213 181L211 182ZM216 180L218 183L217 185H216ZM237 180L239 181V179H237ZM101 181L103 182L102 185H101ZM133 181L135 183H137L138 185L140 183L142 186L140 185L139 187H141V188L142 187L145 188L147 186L146 189L148 191H150L151 193L148 192L146 189H144V190L141 189V191H143V193H145V191H147L145 194L146 195L150 194V195L145 197L146 195L144 194L145 195L144 196L141 193V191H138V188L135 191L134 188L138 185L134 184ZM138 181H139V183H138ZM144 182H146V181H144ZM219 183L221 185L226 183V185L224 184L225 188L222 187L221 185H219ZM235 183H232V185H233L232 188L236 187L237 183L236 184ZM69 184L74 188L70 189L69 188L70 186L68 187ZM110 185H107V186H110ZM122 185H123V187H122ZM133 185H134V187H133ZM150 186L153 187V183H152V185L150 184ZM194 186H196L197 189H195ZM227 186H229L228 187L229 191L226 188ZM67 187L69 188L68 191L70 190L69 193L71 194V192H72L73 194H71V195H73L72 197H74V195H75V198L71 199L70 198L71 195H68V199H67V197H64V195H67L66 193H68ZM171 187L173 188V186H171ZM217 187H221L223 190L226 189V191L220 192V190H222V189L221 188L217 189ZM120 188H122V189H120ZM153 188H155V187H153ZM153 188H151V189L155 190ZM56 189H58V192H60V190H61V192L59 193L60 196L56 193L57 192ZM107 189H110V191H111L110 187H107ZM55 190H56V192H55ZM71 190H73V191H71ZM132 190L135 192H132ZM62 191L64 193V195L62 197L67 202L69 201V198L73 201V200H77V197H79L78 198L79 199L78 205H80L79 208L83 207L85 209L82 211V209L80 210L78 208L80 211L79 213H81V214L86 211L87 207H89L88 209L91 211L90 212L91 214L89 212L88 213L92 216V215H95L94 213H97L98 211L99 212L103 211V209L106 208L108 204L110 205V203L113 205V206L111 205L112 208H114L116 206L118 211L115 210V208H114V210L112 208L111 209L108 208V209L115 211L114 216L118 215L120 218L118 216H115L117 221L114 222L113 220L109 219L110 217H108L109 220H107L105 223L106 225L108 224V226L110 227V224L107 222H109L111 220V224L113 225L112 229L117 234L113 231L112 232L115 233L116 236H115V234L112 233L114 236L111 235V237H110L109 235L111 234V231L108 229L107 230V231H109V235L107 234V237L109 236L108 238L106 237V232H105L106 230L104 231L105 236L103 235V239L99 235H97V236H99L100 238H97L96 234L94 235L93 233H96V231L100 230V229L98 228L97 230H94L93 233H90L91 230L89 231V228H92V231H93V227H94V229L96 227L102 228V224H101V226H98L100 223L95 222L96 220H94V222L90 221L88 216L90 218H91V216L89 214H87V216H86L89 219V221L86 220V218H83L84 215H81L82 219L86 220L85 221L86 223L83 220H82L83 222L81 220H80L81 222H79V220H78V222H79L78 223L76 221L77 218L76 219L73 218V217H76L75 216L76 212H72V214H75V215L73 216L70 214L71 216H69V218H71V219L73 218V220H75V222H77V225H79V226H77L75 223H71L72 226L73 225L77 226V229H79V230H77V232L79 233V231H81L80 235L82 236V233L87 234V231H89L88 234H91V235L93 234L92 236H94V237L91 238L90 237L91 235L89 236L87 234L90 238L89 239L86 234H83V236H85L89 239V240L88 239L85 240V238H82L81 236L80 237H78L77 235L75 236V234L77 232L74 233L76 229H73L74 234L72 236L65 237L66 238L65 239L63 236L65 233H63V232H65V230L67 228L64 229V227H63L62 229H64V230L62 232L60 231L62 233L61 234L62 236H61V238L59 236V239H60L59 242L55 241L58 239L57 236L60 235V234L57 235L56 227L59 226L58 224H61L64 221H62L60 223H58V222L61 221L62 219L64 220V218L66 219L65 220L66 222H64L63 225L65 223L67 224V222L69 224L70 221L74 222L73 220H70L69 218H67L68 217L66 215L67 212H64V209H66L67 207H70V206L66 205L67 202L64 203L65 201H63V199L61 197ZM92 191H94L93 194H92ZM106 192H107V194H106ZM138 192H140V194ZM212 192L215 196L212 194ZM116 193H114V194H116ZM128 193L130 194V196ZM154 193L156 194L155 191H154ZM123 194H125V192ZM107 195H108V197H110V198L112 197V198L111 199L105 198V196L107 197ZM141 195L143 196L142 198H140ZM132 196H134V197H132ZM210 196L211 197L213 196L216 198H211ZM127 197H128V199H127L128 201H129V198H130V200L132 198H134L132 200L135 201V200H137V197H138V199H140V202H138L139 201L138 200L137 202L135 201L134 204L136 205V203L137 204L140 203L139 208H142V210L145 208L144 211L148 210L147 214L149 213L150 216H148L146 214V211H145V215L148 217L145 216L146 220L143 219L141 216L144 213V211H142L141 209H139L141 211L138 210V212H143V213L141 214V216H140V214H138L139 215L138 216L136 214L137 211L135 210V209H138L137 208L138 205H136L137 207L136 208L134 207L135 208L134 209L133 206H135V205L134 204L132 205V203L130 204L131 201L128 203L127 200H124V198H127ZM225 197L228 201L227 202L225 199L226 203L224 201H222ZM99 198H102V199L100 200ZM103 198H104V200H103ZM153 198H154V201H153ZM106 199H108V201ZM117 199L120 200V202H121L120 205L118 204L119 201ZM180 199H182L181 196H180ZM229 199H230V201H229ZM62 201H63V204L65 206V208L63 207V209L61 208L63 206V204H61ZM72 201H71V203H72ZM124 201H126V205L128 203L127 206L124 204ZM215 201H217V202H215ZM75 202L77 203V201H75ZM159 202L161 205L159 204ZM221 202L225 203V205L222 204ZM92 203H94V204L96 203V204L92 205ZM188 203L190 206L188 205ZM217 203H220V205H218ZM259 203H260V205H258ZM261 203H262V205H261ZM59 204H61L60 207H59ZM68 204H70V202ZM73 204H74V202H73ZM104 204H106V207ZM178 204H179V206L185 205L186 212L184 211V213H187V214L188 213L190 214L192 212L194 213V211L196 212V209L198 208L197 209L198 212L194 213V215L190 214L192 216V218H195V220L199 216L197 218L198 220L195 221L194 219L191 218V216L189 214H188L189 216H187V215L185 216L184 214L181 213V215L179 214L176 216L175 214L171 213L172 211H170V214H169L168 208L171 210H174L173 212H175V213H176V210H178V208L180 209ZM235 204H236V206H235ZM237 204H239V206ZM72 205L69 208V210L73 209L77 204H74L73 206ZM81 205H82V207H81ZM91 205L94 207V210H93V207ZM129 205H132L131 208ZM159 205L161 206V208H159ZM128 206L130 208L129 209L130 211L127 209ZM157 206H158V208H157ZM187 206L191 207L192 209L189 208L190 209L189 210L187 208ZM240 206H243L246 209H248L250 206L253 207V210H252V208H250L251 210H248V212L249 211L253 212V214L248 213V215H247L246 213H244V214H246V216L242 215L243 211L242 212H240V211L246 210V209H244L243 207L241 208ZM258 206H261V207L259 208ZM58 207L60 208V211H59ZM90 207L92 208V210L90 209ZM102 207H104V208L102 209ZM235 207L237 208V211H236ZM238 207H240V208H238ZM61 209L63 210L62 212H61ZM108 209H106V211H108ZM158 209L162 210V212L164 210L168 211V212L166 211V213L164 212L166 214L165 219L167 222L165 221L164 218L160 217V215H162L163 213L161 214V211L159 213ZM238 209H240V211ZM119 210H120V212H119ZM132 210H134L136 212H132ZM255 210H257V211H255ZM66 211H68V209ZM74 211H75V209H74ZM76 211L78 212L77 208H76ZM106 211H104V212H106ZM150 211H152V212L155 211V214L157 213V215L160 214L159 217L156 215L158 218H160V220H158V222H160L162 219H164L165 222H163V220H162L159 223V225H155V223L157 222V220H156L157 217L154 219L151 218L154 215L152 216ZM199 211H200V213H199ZM99 212L96 215H99ZM110 212H107V214ZM116 212H118V213H116ZM121 212H122V214H120ZM245 212H247V210ZM254 212L255 213L258 212V213H256V215L260 217V221H257V220H259V217L257 218L256 215L254 214ZM64 213H66V214L64 215ZM101 213H103V212H101ZM239 213H241L242 216H240ZM250 214L253 215V217L251 216V218H250ZM96 215H95V217L97 219ZM172 215L175 216V220L177 218H180V220H176V221L171 220V218L174 219ZM182 215L185 216V219L190 217L188 219H192V220L190 221V220L186 219V221L188 222V224H187L185 221L182 220V217H181ZM63 216H64V218H63ZM81 216L78 215V219H80L79 217H81ZM100 216H102V215H99V218L101 219ZM112 216H113V214H112ZM143 216H144V214H143ZM162 216H164V215H162ZM169 216H170V219H169L170 222L168 221ZM195 216H197V217H195ZM200 216L201 217L203 216V218L201 219ZM205 216H207V220L204 219V218H206ZM210 216H213V218ZM238 216H240V217H238ZM95 217H93V219ZM115 217H112V218L114 219ZM149 217L151 220L153 219L154 225H152L153 221L149 222V220H148ZM245 217L246 218L249 217V219L247 220ZM238 218H240V220L242 219L244 221H239V220L237 221ZM254 218H257V220L256 219H255L256 221L253 220ZM100 219H98V220H100ZM203 219H204L205 223L208 220L211 221V219H212V221L214 220L213 223L214 222L215 223L213 224L212 221L211 222L208 221L210 223L209 224L207 223L206 226H204V222H202L203 224L197 223L198 221L199 222L203 221ZM57 220H59V221L57 222ZM181 220L183 221V223ZM249 220L252 221L253 225L250 224L251 222ZM87 221L89 223L90 222L95 223L96 225L98 223V225L97 226L95 225L96 227L95 226L91 227V225H89V223ZM173 221L175 222V224H178V223H176L178 221L181 222L179 224H181L180 230L183 229L180 232L182 236H180L179 233H177V232H179V230H175L176 228L174 229L175 230L174 232H173V229L171 230V228L175 227L174 226L175 224ZM193 221H195V222H193ZM216 221H218V222L221 221L220 224L222 226L220 224H218V222H216ZM230 221H232V222L229 223ZM245 221H247V222H245ZM253 221H255V223H253ZM56 222H57V224H56L57 226L55 227ZM113 222L116 223L117 226L114 225ZM117 222H119V223H117ZM147 222L148 223L152 222V223L149 225ZM189 222H191L190 225H189ZM240 222H242L245 225L243 226V224H241ZM170 223L173 225V227H171L172 225ZM216 223L219 227L220 226L221 227L219 228L218 226H216ZM232 223H234V224L232 225ZM66 224L64 226H66ZM68 224H67V227L70 228V230L72 232V229H71L72 226L70 227V225L68 226ZM105 224L103 227L104 229L107 228ZM156 224H158V223H156ZM184 224H185V226L188 225V227L182 228V225H184ZM226 224H227L228 228H227ZM236 224H237V226H236ZM63 225L61 224V226H63ZM209 225L210 226L212 225L211 227H213V228H211ZM214 225H215V228H214ZM239 225L243 228L244 233L242 231H240L241 228L238 227ZM248 225L250 227H248ZM115 226H116V230H114ZM180 226L179 227L176 226V227L180 228ZM232 226H233V228H232ZM59 227H57L58 230H59ZM236 227H238V229H236ZM72 228H76V227L73 226ZM216 228H217V230L219 229V233H218V231L213 230ZM134 229H136V230H134ZM168 229L170 230V232ZM60 230H61V228H60ZM67 230H69V229H67ZM208 230L209 231L213 230L216 233H218V235L214 234L213 231H211L213 235H208V233H207V232H209ZM101 231L103 232V229H101ZM134 231H136L138 234V235L134 234V238L132 236V241L134 240L133 241L134 243H136L135 238H137V236H139V234H140V237L137 239L140 240V238H141L142 240H144L146 242L144 244V243H142L143 241H141L142 244H144L145 246L148 245V247L151 246L150 247L151 249H150L147 247L145 248L144 245H141V247L144 246V247H142L143 253H142V249H141L142 255H140L141 253L134 255L136 252H138V250H137L138 247L134 248L133 247L134 243H130L131 242V234L133 235ZM238 231H240L242 234L238 233ZM259 231L261 233L258 234ZM97 232H100V231H97ZM102 232H101V234H102ZM171 232H173V233H171ZM175 232L180 236V237H178L176 235L177 237H175L176 238L175 241L177 240V238H179V239L181 238V240L179 242H178V240L176 241V245L178 244L177 246L174 244L175 241L174 240L172 241V239H174L173 236H175V234H176ZM211 232H209V234ZM254 232H255V234H254ZM55 233L57 235V236H55V238L57 237V239L54 240V244L64 243V244H62V246L60 244H58L57 246H54V244L52 245V242H53L52 239H54L53 236L55 235ZM58 233H59V231H58ZM252 233L254 234V237H255V235L258 237V239H257L258 243L257 244H259L261 246H259V245L257 246L255 244L257 237L253 238ZM68 234H70V231ZM239 234H241V235H239ZM243 234H244V237H242ZM257 234L261 235L262 239ZM66 235L67 234H65V236ZM135 235H137V236L135 237ZM249 235L252 237L249 238ZM169 236L171 238L169 242H171V241L174 242L173 244L170 243V245L168 242ZM75 237L76 238L78 237V238L76 239ZM105 237H106V239H104ZM62 238L65 239V241L63 240L64 242H61ZM73 238L75 239V241ZM81 239H84V240H81ZM98 239H102V240H98ZM49 240H51V241H49ZM138 240H137V242L139 244H141ZM251 240L254 244L252 242H249ZM254 240H255V242H254ZM260 240H263L262 243ZM166 241H167V243H166ZM50 242H51V244H50ZM65 242H66V244H65ZM128 242L130 244H128ZM239 243H241L240 246H239ZM250 243L252 245V248H250L251 246H249ZM164 244L167 245V247L165 246L166 248L164 247ZM136 245H137V243H136ZM136 245H135V247H136ZM156 245L158 247L161 246V247H159V249H160L159 251H158ZM171 245H173V247ZM59 246H61L60 249H56V248H59ZM120 246L122 248L121 253H120L121 256L118 257L119 255L118 256L116 255V249H118V247L120 248ZM130 246H132V248H134L136 251L133 250ZM246 246L248 247V249L246 248ZM253 246L257 247L256 250L254 249L256 252H253V250H252ZM141 247H139V249ZM163 247H164V249H163ZM168 247H170V248L168 249ZM258 247H259V249H258ZM152 248L155 250H153ZM171 248H173V250L175 251L174 253H172ZM260 248H262V249H260ZM122 250H124L123 253H122ZM144 250H145V252H144ZM249 250H251L253 253ZM259 250L262 251V253L260 255L257 254V251H259ZM89 251L90 252L94 251L93 253H96V252L98 253V254H96L97 258H96V256H94L95 254H93L94 258H96V259H93L92 262H94V261H96V262L92 263L90 261V259L92 260L93 257H92V254L89 253ZM133 251H135V252L133 254H131ZM169 252H171V254H169ZM176 252H178V253H176ZM145 253L149 257H145ZM246 253H249V254H246ZM255 253H256V255H259V256H256ZM244 254H246V256ZM251 254L254 256V258H252L253 256ZM133 255L137 256V257H135V261H134ZM138 255H140L141 257H138ZM150 255H152V254H150ZM248 255H251V256L248 257ZM90 256H91V258H90ZM169 256H168V258L166 257V260L163 259V261H165V264H166V261H167V264H169L168 263V259L170 258ZM162 257H164V256H161V258ZM175 257H177V258H175ZM147 258H148V260L146 262V260H144V259H147ZM153 258L150 260H153ZM158 259L156 258L155 260H158ZM251 259H254L253 262L251 261ZM155 260H153V261H155ZM263 260H264V257H263ZM155 263H153V264H155ZM157 263L159 264V261ZM175 263L178 264L177 262H174V264ZM261 263L264 264V261H261L260 263H258V260L255 261V264H261ZM149 264H150V262H149ZM160 264H163V263L160 262Z\"/></svg>",
    "mask_w": 264,
    "mask_h": 264
},
{
    "label": "bare ground",
    "instance_id": "2",
    "mask_svg": "<svg viewBox=\"0 0 264 264\" xmlns=\"http://www.w3.org/2000/svg\"><path fill=\"white\" fill-rule=\"evenodd\" d=\"M6 1H9V2H6V3H5V1H4L2 4H4V3H5V4H8V3H10L12 0H11V1H10V0H6ZM22 1H25V0H20L18 4L23 5V6L26 7V6L28 5V4H26V3H28V1L26 0V2H24L23 4H21ZM30 1H31V0H29V7H30V8H29L28 6H27L25 9L23 8V6H20V7L23 8L25 11L27 10V8H29L28 11L32 13V14L30 13V15H33V14L36 12L33 16H31V19H32V17H34V16H36V15H37L36 17L38 18V16H40V15H38V14H41V13L44 14V15L47 14L46 11H48V10H46V8H47V6L50 4V3H49V2H51L50 0H49V2H48V0H47V2H44V1H46V0H43V1L40 0V1H42V2H41L42 4H43V2H44V3H49L48 5H44V6H46V8L40 4V1H39V0H38V1L36 0V1L38 2V4L41 5V7H44V8H45V10H44V8H40V6L37 4V2H35V0L31 1V3L33 4V3L35 2L33 5L37 4V8H36V7H33V5L30 6V5H31ZM112 1H114V2L116 3V4H115L114 2H112V3L115 4L114 6H116V10H118L121 14H123L122 17H121V15H120V17H119V16L114 17V19H115V20H114V19H112L113 15L111 14V12H113V14L115 15V13H116L115 10H111L110 12H109V11L106 12V10H108V9L110 10V7H112L111 9H113L114 6H113L112 4H111L112 6L110 5V7H109L108 9L105 7L106 10L103 9L104 7H103V8L101 7V8L103 9V10L101 9V10H102V13H104L103 15H101L102 13H99V11L97 12V10H96V11L93 10V9H96V7L94 8L95 4H94V6H93L92 9H91V7L88 6L89 4L87 3V4H88V5H87V9H88V7H90V9H88V11L90 10V12H87V11H86V12L89 13V14H91V11H93V13H92L93 16H94V13H95V15H97L96 13H99L102 17L104 16L103 18L106 19V21L103 19V20H104V21H103L104 24H109L111 20H114L115 22H122L123 27L125 26V24H126L127 22H128V23L131 22L130 25H129L128 23H127V24H128L129 26H132V25H134V23H136V21H137V23H138V19H139V23H140V24H142V25L144 24V26L146 25V26L144 27L145 29H146V27H150V29H151V28L153 29V27H154V28L157 27V30H155L156 28L154 29L155 31L153 30L155 35L152 33L155 37H157L156 33L158 32L157 34L159 35V32L161 31V34H160L161 36H165V35L167 34V35H169L170 38H171L172 34H170L169 32L174 33V32L176 31V30L173 31L174 29H178V28L180 29L179 25H181V27H182V25H183V26H184V25H185V26L188 25V28H190L191 25L195 24V22H196L195 20H197V18H196L195 20H194V18H195V16H196V11L199 9V8L197 9V7H196L195 5H197V6L199 7V6H201V5L203 6V4L205 3V4H207V6H208V3H207L208 0H203V1H202V0H201V1H200V0H195L193 3H188L189 0H185V1L179 0L180 2H185V3H186V1H187V3H186V5L183 7L182 10H181V9H177L176 7H174V10H175V8L178 10V12H177V10H175V11H176V13H175V11L173 12V8H171V7H173L172 4H174V2H176V1H178V0H174V2H173L172 4H171V0H168V1H170V3H169L167 0H150V1H147V0L145 1V0H143L144 5H143V3H141L139 0H137V1H139V2H138L139 7L142 8V9H141L142 11H141L140 8L138 7V5L136 6V7H138L139 11L142 12V13H141V12L138 13L139 16H140V17H139V16L137 15V13H135V12H137L138 9L134 6V5H136L135 2L137 3V1L134 0L135 2H134V1H133L134 3L132 2L134 5H131L130 0H112ZM141 1H142V0H141ZM172 1H173V0H172ZM179 1H178V2H179ZM190 1H191V0H190ZM192 1H193V0H192ZM192 1H191V2H192ZM212 1H213V0L210 1L209 6H211V4L213 5V3H214L215 0H214L213 2H212ZM227 1L232 2V3H228ZM227 1H226V0H223V2H224V3L226 2V3H225L224 5L221 4V5L224 6L225 8L228 7V6H226L227 3H228L229 6L231 7L232 4H233V1H234V0H232V1H231V0H227ZM236 1H239V2H240L241 0H236ZM243 1L246 3L245 6H247V7H248V4H247V3H249V5L252 4V5H250V6L248 7V9H246L247 7H246V8L243 7V10H242V11H244V12L246 13V15H248L247 13H250V12L252 11V9L255 8V5H254V3H252V2L250 3V0H247V1L243 0ZM261 1H262V0H261ZM1 2H2V1H1ZM13 2L16 3V2H18V0H16V2H15V1H13ZM52 2H53V0H52ZM52 2H51V3H52ZM147 2H148V3H147ZM166 2H167V3H166ZM178 2H176V4H175L174 6H177V5H178L177 7H178V8H179V7L181 8V6H183L184 4L181 5L182 3L179 4L180 2H179V3H178ZM203 2H204V3H203ZM211 2H212V3H211ZM244 2H243V3H244ZM263 2H264V0H263ZM110 3H111V0H110ZM164 3H165V4H164ZM168 3L171 4V7H170L169 9H168V7H169L170 5H169ZM177 3H178V4H177ZM197 3H198V4H197ZM202 3H203V4H202ZM241 3H242V2H241ZM259 3H260V2L258 1V7L260 6ZM261 3H262V2H261ZM5 4H4V5H5ZM16 4H17V3H16ZM18 4H17V6H16L17 9L20 8ZM24 4H25V5H24ZM90 4H91V3H90ZM163 4H164V6H166V4L169 5L168 7L166 6V8L168 9L169 12H170V10L172 9L171 11L174 13V14H172V15H175V14H176V17H175V16H172V17H174V20H177V19H178V22H177V23H178V24H177L178 26H177V28H174V29H173V26H174L175 23H174V22H171V21H174V20L169 19L170 22H171L172 24H171L170 22H168V23H170L169 25H168V23L166 24V26H167V25H168V26H167V28H166V27H164V28H166L167 30L164 29V28L162 27V28L164 29V33L162 32V28H161V26H160V28H159V25H161V23H162V21H163L162 19L160 20L159 17H161V13L165 11V10H163V9H166V8H163V9H162V7H164ZM199 4H201V5H199ZM228 4H227V5H228ZM230 4H231V5H230ZM4 5L1 6V4H0V6H1L0 8H1L3 11H4V9H6L7 11H5V12H7V13H5V12L0 13V14H1V16H0L1 20H0V21H2V16H3V15H5L6 18H7V14H8V16H9V15L11 16V15H13L12 12H13V11L15 12V10H16V7H15V5L12 4V2H11V5L14 7V8H13V11H11V10H12V6L10 7V9H7V8H6V6L8 7V6H10V5H6L5 8L3 9L2 7H4ZM92 5H93V3L91 4V6H92ZM140 5H142L143 7L140 6ZM179 5H180V6H179ZM263 5H264V4H262V7H263ZM35 6H36V5H35ZM96 6H97V5H96ZM132 6H133V7H132ZM158 6H161V7H159V8H161V11H160V12H159V8H158ZM194 6H195V7H194ZM202 6H201L200 9H202L204 15H205V13L208 14V11H209V10L207 9L208 7H207V6L205 7V5H204V8H206V9L208 10V11H206V10L204 11ZM251 6H252V7H251ZM18 7H19V8H18ZM38 7L40 8V10L43 9V11H45V12L43 13L42 10H41V13H40V12L38 11V10H39ZM49 7H50V5L48 6L47 9H49ZM98 7H99V6H98ZM98 7H97V8H98ZM156 7L158 8V10H157ZM212 7H213V6H212ZM224 7H223V8H224ZM230 7H228V8L230 9L229 12H231V13H228V12L226 11V10H228V8H226V10H225V8H224V9L220 8L222 11H223V10L226 11V12H225L226 14L223 12V15L225 14V16L228 17V18L226 17L227 20H226V18H225L223 15H220V14H217V13H216L218 16H220V17L217 16L218 19H219V18H221V19L223 18V19L226 20V21L224 20L225 22H227L228 20L230 21V19H231L230 22H233V21H234V18L237 16V12H236V13H233L234 8H233V7L230 8ZM8 8H9V7H8ZM21 8H20V9H21ZM133 8H136V9H134V10L132 11ZM154 8H155L160 14H159V13H156L157 11H154V10H155ZM194 8H196V11L194 10ZM232 8H233V9H232ZM244 8H245V10H244ZM251 8H252V9H251ZM259 8H260V7H259ZM259 8H258V9H259ZM14 9H15V10H14ZM87 9H86V10H87ZM98 9H99V8H98ZM114 9H115V8H114ZM130 9H131V10H130ZM167 9H166V13L164 12L163 14L168 15V14H167V13H168V12H167ZM211 9H212V8L210 7V11H211ZM220 9H219V10H220ZM255 9L257 10V4H256V8H255ZM263 9H264V8H263ZM127 10L131 11V15H132V17H131V15H130L129 13H126ZM193 10H194L195 13L193 12ZM219 10L216 9L217 12H219ZM246 10H247V12H246ZM249 10H250V11H249ZM256 10H255V11L253 10L252 13L256 12ZM260 10H261V9H260ZM25 11H24V13H25ZM28 11H26V13H27ZM37 11H38V12H37ZM103 11H105V12H103ZM134 11H135V12H134ZM199 11H200V10H199ZM202 11H200V12L202 13ZM212 11H214V10L212 9ZM222 11H221V12H222ZM0 12H2V11L0 10ZM19 12H20V13L22 12L21 15H22V14H23V15L26 14V13L24 14L23 11H20V10H19ZM100 12H101V11H100ZM108 12H109V13H108ZM114 12H115V13H114ZM119 12H118V13H119ZM132 12H134V13L132 14ZM154 12H155V13H154ZM172 12H171V13H172ZM179 12H180L181 14H179ZM200 12H198L197 15H199ZM234 12H235V11H234ZM244 12H243V13H244ZM257 12H259V16H258V13H257ZM257 12L254 13V16L251 15V14H252V13H251L250 16H251L252 19H254V18L257 17V20H258L259 23L256 22V19H254L255 22L252 20V24H254V23H255V24H258V25H255V26H258V27H259V24L262 23V28H263V27H264V16H263V17L260 16V15L263 14V13L261 14L262 10H261V11L258 10ZM16 13H18V11H16ZM105 13H106V16L111 14V16H112V17L110 16L111 18L108 16V18H110L111 20H110V19H107V17L105 18ZM107 13H108V14H107ZM171 13H170V14H171ZM177 13H178V14H177ZM182 13H183V15H186V16H183ZM203 13H202V14H203ZM219 13H220V12H219ZM227 13H228L229 15H228ZM232 13H233V14H232ZM241 13H242V12H241ZM2 14H3V15H2ZM14 14H15V13H14ZM28 14H29V13H28ZM99 14H98L97 16H99ZM154 14H155V15L159 14V15H158V19H156L157 16H155ZM170 14H169V16H171ZM231 14H232V15H231ZM235 14H236V15H235ZM256 14H257V16H255ZM18 15H19V13H18ZM18 15L15 14V19H14V20L17 19V21H18ZM23 15L21 16V18H23L24 21H23L22 19L19 18V19L22 20L23 22H25V19H26L27 17L30 18V16H28V15H26L27 17H26V16L23 17ZM44 15H43V16H44ZM92 15H91V16H92ZM118 15H119V14H118ZM133 15H135V16L137 15L138 19H137V17H136V20H135V18H134L135 16H133ZM153 15H154V16H153ZM204 15H201V17L203 18ZM230 15H231V16H230ZM234 15H235V16H234ZM238 15H239V13H238ZM243 15H245V14H242V15H239V16L242 17ZM5 16H4L3 18H5ZM16 16H17V18H16ZM19 16H20V15H19ZM123 16H124V17H123ZM177 16H178V17H177ZM199 16H200V15H199ZM222 16H223V17H222ZM248 16H249V15H248ZM36 17L33 18V19H36ZM41 17H42V16H41ZM152 17H154V21L152 20V19H153ZM196 17H197V16H196ZM205 17H206V16H205ZM217 17L215 18L214 21L217 20ZM260 17L262 18V21L259 20ZM13 18H14V17H11L10 19L13 20ZM29 18H28V20H30ZM92 18H94V17H92ZM96 18H97V20H96ZM96 18H95V20L98 21V17H96ZM118 18H119V19L121 18V19L119 20ZM130 18H131V19H130ZM132 18H134V19H132ZM151 18H152V19H151ZM162 18H164V16H163ZM198 18H199V17H198ZM229 18H230V19H229ZM8 19H9V18H7V19H3L2 22H4V20H5V22H4L3 24L1 23V25H3V26L5 27V25H7V24L9 23V24H8L9 27L12 28V26L15 25L16 29L19 27L20 30H21V28H22L23 25L26 26V24L31 23V22L26 21V22H25L26 24H25V23H23V22L21 21L20 23H22L23 25L21 24L22 26L20 25V26H21V27H20V26L18 25L19 22H18V23H15V21H13V22L15 23V24L13 25V23H12V24L10 23L11 20L9 19L10 21H8ZM116 19H118V20H116ZM122 19H123V21H122ZM124 19L129 20V21H127L125 24H123V22H125ZM172 19H173V18H172ZM26 20H27V19H26ZM99 20H102V19L99 18ZM108 20H110V21L108 22ZM130 20H131V21H130ZM151 20H152L153 22H152ZM155 20H156V21H155ZM158 20H160V22H159ZM169 20H168V21H169ZM192 20H194L193 23H192ZM6 21H8V22H6ZM30 21H31V20H30ZM32 21H33V20H32ZM132 21H135V22L133 23ZM164 21H165V20H164ZM164 21H163V22H164ZM200 21H201V20H200ZM214 21H213V22H214ZM219 21H220V20H219ZM221 21H222V20H221ZM221 21H220V23H223V22H224V21H223V22H221ZM229 21H228V23H230ZM11 22H12V21H11ZM27 22H28V23H27ZM34 22H37V21L35 20ZM98 22H99V21H98ZM101 22H102V21H101ZM106 22H107V23H106ZM141 22H143V23H141ZM148 22L152 23L151 26H150V25L147 26V23H148ZM156 22H157V23H156ZM158 22H159L160 24H159ZM190 22H191V23H190ZM213 22H212V24H211L212 26H213ZM217 22H218V20L216 21V23H217ZM225 22H224L223 24H219V23H217V25H218V26H217V27H218L217 30H222L221 27H222L224 24H226ZM253 22H254V23H253ZM260 22H261V23H260ZM5 23H6V24H5ZM32 23H33V22H32ZM99 23H100V22H99ZM112 23H113V22H112ZM137 23H136V24H137ZM145 23H146V24H145ZM153 23L158 24V26H157V25H156V26H155V25L153 26ZM33 24H34V23H33ZM33 24H32V25L30 24V25H31V28H32V27H36V29L39 30V29H40L39 26H41L42 29L40 30V32H42L43 28H44V30H46V29H45L46 27H44V26H42V25H40V24H39V26H36L38 23H37V24L35 23L34 25H33ZM100 24H101L100 26L102 27V29H104L105 27H108V26H105V27H104L102 23H100ZM131 24H132V25H131ZM148 24H149V23H148ZM163 24H165V22L162 23V25H163ZM214 24H215V22H214ZM232 24H233V23H230L231 26H232ZM10 25H11V26H10ZM17 25H18V26H17ZM30 25H29V27H30ZM109 25H110V24H109ZM128 25H127V28H129ZM170 25H171V26H170ZM172 25H173V26H172ZM175 25H176V24H175ZM215 25H216V24H215ZM215 25L213 26V28L215 27ZM221 25H222V26H221ZM3 26H2V27H3ZM98 26H99V25H98ZM152 26H153V27H152ZM163 26H164V25H163ZM185 26L182 27V29H188V28H185ZM212 26H211V27H212ZM219 26H220V27H219ZM255 26H254V29H255L254 31H255V32H253V30H249V31H247V32H249V34H250L251 31H252L253 33H255V34H256L257 32H260L261 34H259V33H258V35L256 34V35L258 36V38H256L257 36H254V35L251 36V35H252V34H251L250 37L253 38V39H248L249 37H248V35H247V33H246V36L248 37V38H247L248 40L245 39L246 36L243 34V36L245 37L244 39L246 40V42H245V41L242 42V41L244 40V39H243L242 41H240L241 43L239 42L240 44L237 43V45H238L237 48H236V46L233 45V48L236 49V50H234V52H235L236 55H237V56L235 55L236 57L231 56L232 54L228 55L226 52H224L225 49H228V50L230 49V48H227V47H226L223 51H221V55L223 54V56H224L225 53H226L227 55L224 56L225 58H226L227 56H228L227 58H229L230 56L233 57L232 59L230 58V60L226 58V61L229 62V63H231L230 61H231V60L233 61V59H236V58H237L235 61H237L238 59H240V58L243 56L242 53H243L244 51H245V52L248 51L247 54H249V52H250V54H251V55L249 54V55L251 56V60H249L250 62H249L248 60H244V59H243V58H245L246 56H245V57H244V56L242 57V59H243V63H245V64H242V63L239 64V61H241V60H238V65H237V63L235 62V64L238 66L237 69L240 71V73H238L239 71H237V72L235 71V70H237V69H235L237 66H235V65L233 64L234 61H233V63H231L230 65H231V66L233 65L232 68H234V72H236V75L239 74V75L237 76L238 78H239L240 76L243 75V74H241V71H242V73L245 74V76H244V75H243V76L246 77L247 80L249 81V82H248V81L245 80L248 84H246V82L243 80V79H244L243 76H242L243 78L240 77L241 79H240V78H239V79H240V80H243V81L245 82V83L243 82V85H244V86L246 85V87H248V85L250 84V87L253 88L252 91L256 93L260 87H261V88H260L259 90H260L261 92L264 90V87L262 86V84H263V82H264V34H262V30H264V29H262L261 27H259L260 29L256 27V28H257V29H256ZM260 26H261V25H260ZM2 27H0V31L2 32V34L0 33V37H2V38H0V41H1V40L3 41V34H5L6 31H7V33L9 32L8 35L11 33V34H14L13 36H16V37H17V35L20 34V33H19V34L15 35L16 32L14 33V31H12L13 29H11V28H10L11 31H8V27H7V26H6L7 29H6V31H5V33H4L3 31H4L5 29H4V27H3V28H2ZM15 27H14V29H15ZM37 27H38V28H37ZM109 27H111V26H109ZM112 27H113V26H112ZM112 27H111V28H112ZM168 27H169L170 29H169ZM171 27H172V29H171ZM174 27H175V26H174ZM206 27H208V25H206ZM19 28H18V29H19ZM111 28H109V30H110ZM124 28H126V27H124ZM158 28H159V29H158ZM215 28H216V27H215ZM219 28H220V29H219ZM251 28L253 29V26H250V29H251ZM1 29H2V30H1ZM16 29H15V31H18V32H19V30H16ZM34 29H35V28H34ZM102 29H101V33H102V34L105 33V32L108 33L107 28H106L107 31H105V32H104V30H103V32H102ZM150 29H149L147 35H150V33H149V32H150ZM152 29H151V30H152ZM160 29H161V30H160ZM44 30H43V31H44ZM98 30H99V27H98ZM168 30H171V31H168ZM217 30H216V31H217ZM243 30H244V29H243ZM245 30H247V29H245ZM257 30H258V31H257ZM259 30H260V31H259ZM46 31H47V30H46ZM111 31H112V29L110 30L109 36L107 35V37H108V38L110 37V39H111V35H110V34L112 33ZM165 31H167V32L165 33ZM241 31H242V30H241ZM241 31H240V32H241ZM256 31H257V32H256ZM12 32H13V33H12ZM37 32H39V31H37ZM44 32H45V31H44ZM44 32H43V33H44ZM50 32H51V31H50ZM146 32H147V29H146ZM151 32H152V31H151ZM155 32H156V33H155ZM219 32H220V31H218V35H219V36H220V33H221L220 38L223 37L225 33L223 34L222 31H221L220 33H219ZM244 32H246V31H244ZM48 33H49V32H48ZM98 33H100V31H99ZM101 33H100V34H101ZM162 33H163V34H162ZM168 33H169V34H168ZM216 33H217V32H216ZM216 33H215V34H216ZM237 33H238V38L242 37V34L239 33V31H238ZM38 34H39V33H38ZM40 34H42V33H40ZM152 34H151V35H152ZM164 34H165V35H164ZM190 34H191V32H190ZM222 34H223V36H222ZM239 34H240V35H239ZM6 35H7V34H6ZM6 35H4V36H5V37H4V38H5V41H3V43H2V41L0 42V43H2V44H0V45H1V47H0V48H1V49H0V52L3 51V50H5V49H7V50H5V52H4L5 55L2 54L3 52H1V55H0L1 58H3V57H7L8 55L6 56V51L9 52L8 49L10 50V49H12V47H14L13 49L16 50V55L19 56L20 53H18V52H19L20 50H22V48H24L25 45H23V47H21L23 43H21L20 46L18 45V48H19V47L21 48L20 50H17L18 48L15 49L16 46H14V45H13V46L10 45V46H12V47L10 48V46H8V44H10V43H8V41H6V39H7V38H6ZM8 35H7V36H8ZM42 35H43V36H44V35H47V36L49 35V36H50V34H47V33H46V34L44 33V34H42ZM104 35H105V34H104ZM167 35H166V37H168ZM187 35L189 36L188 33H187ZM216 35H217V34H216ZM233 35H235V36H234V40H235V37H236V39H237V36H236L237 34H234V33H233ZM259 35H263V36H259ZM9 36H10V35H9ZM13 36H11V37H12V38H11V41H13V40H12V39L14 38ZM43 36H42V37H43ZM54 36H55V35H54ZM192 36H193V34H191L189 38H191ZM219 36H218V37H219ZM16 37H15V38H16ZM50 37H51V36H50ZM103 37L105 38V36H103ZM169 37H168V38H169ZM186 37H187V36H186ZM193 37H194V36H193ZM193 37H192V38H193ZM199 37H201V36H199ZM231 37H232V35H231ZM262 37H263V40L260 39V38H262ZM99 38H100V36L97 38L98 43H99V42L102 43L101 41H104V38L101 39V41H100ZM101 38H102V37H101ZM108 38H107V39H108ZM157 38H158V37H157ZM159 38L161 39V37H159ZM196 38H198V36H196ZM44 39H47V38L44 37ZM54 39H55V37H54ZM54 39L52 40V39L50 38V40H52V41H54ZM98 39H99V40H98ZM110 39H108V40H110ZM155 39H156V38H154V40H155ZM194 39H195V38H193L192 40H194ZM7 40H9V37H8ZM50 40H49V41H50ZM55 40H56V39H55ZM105 40H106V39H105ZM108 40H107V41H108ZM154 40H153V41H154ZM199 40H200V39H198L197 41H199ZM249 40H253V41H250V42H249ZM107 41H104V43H105V42H106V43L109 42V41H108V42H107ZM151 41H152V40H151ZM195 41H196V40H195ZM260 41H261V42H260ZM262 41H263V42H262ZM5 42H7L6 45L8 46V48H7V46L5 45ZM9 42H10V41H9ZM59 42L63 43V42L60 41V40H59ZM149 42H150V41H149ZM149 42L147 43L148 45L145 43L146 45H144V46H145V47H148V46L151 47V46H153V48H151V49H153L154 52H155L156 50L160 49L159 47L157 48L158 45H157L156 47H154L155 44L152 45L153 43H156L157 40H156V42H153V43L151 42V43H152L151 46L149 45ZM237 42H238V41H237ZM51 43H53V42L50 41V44H51ZM55 43H56V41H55ZM98 43H97V44H98ZM100 43H99V44H100ZM157 43H158V42H157ZM232 43H234V42H232ZM232 43L229 44L228 46L232 45ZM24 44H25V43H24ZM53 44H54V43H53ZM53 44H52V45H53ZM58 44H59V43H58ZM97 44H96V45H97ZM102 44H103V43H102ZM235 44H236V43H235ZM2 45L6 46V47H5V48H2V47H3ZM26 45L29 46L30 44H28V43L26 42ZM56 45H57V43H56ZM56 45H53V47L55 46V48H53L52 46H51V48H53V49L56 50ZM60 45H61V44H60ZM62 45H63V44H62ZM62 45H61V47H62ZM69 45H70V44H69ZM71 45H73V44H71ZM66 46H67V44H66ZM66 46H65V48H66ZM25 47H26V46H25ZM29 47H30V46H29ZM63 47H64V45H63ZM63 47H62V48H63ZM70 47L73 48V47H75V46L73 45V47H72V46H70ZM82 47H84V46H82ZM86 47H87V45H86L84 48L86 49ZM89 47H90V46H89ZM231 47H232V46H231ZM27 48H28V47H27ZM62 48L59 47V50H61ZM76 48H77V46L75 47V49L73 48V51H74V50L76 51V50L78 49L77 52H79L80 49H84V48H81V47H80V49H79V48L76 49ZM2 49H3V50H2ZM13 49H12V50H13ZM25 49H26V48H25ZM25 49L23 50V54H22V53L20 54V57H21V56H24V57L26 56L25 59H27V56H30L31 50H30V48H28V49L30 50L29 55H24V52L26 51ZM28 49H27V52H26V53H28ZM31 49H32V48H31ZM87 49H88V47H87ZM87 49H86V50H87ZM90 49H91V47H90ZM147 49H148V48H145L144 51H145V52L148 51L149 53H151L152 50H150V49L147 50ZM155 49H156V50H155ZM12 50H10V51L13 52ZM32 50H33V49H32ZM65 50H66V49H65ZM68 50H69V48H68ZM146 50H147V51H146ZM232 50H233V49H231L228 53L233 52ZM73 51H72V49H70V51H69V52L67 51V52L70 54V52L73 53ZM75 51H74V52H75ZM153 51H152V52H153ZM158 51H159V50H158ZM226 51H227V50H226ZM14 52H15V51H14ZM14 52H13V53H14ZM61 52H62V50H61ZM80 52H82V51L80 50ZM80 52H79V53H80ZM154 52L151 53V55H150V54L148 55V53H147V55L150 56L149 58L152 59V60H153V58H151L152 55L155 56L154 59H158V58H156V55L158 54L157 51L155 52L156 54H154ZM159 52H160V51H159ZM59 53H60V52H59ZM59 53H58V54H59ZM60 54H61V53H60ZM60 54H59V55H60ZM63 54H64V53H63ZM80 54H82V53H80ZM240 54H241V55H240ZM245 54H246V53H245ZM2 55H4V56H2ZM12 55H13V54L11 53V56H12ZM16 55H15V57H16ZM59 55H58V56H59ZM160 55L162 56V53L159 54V58H160ZM233 55H234V53H233ZM249 55H248V56H249ZM11 56H10V53H9V56H8L7 58H9V57H11ZM55 56H56V55H55ZM218 56L220 57V60H221V56H220V54H218ZM12 57H13V60H14V56H12ZM12 57H11V59L9 58V61L12 60ZM20 57H19V59H20ZM24 57H23V58H24ZM16 58L18 59V57H16ZM16 58H15V60H16ZM23 58H22V59H23ZM60 58H61V57H60ZM19 59L16 60V61L14 60L15 63L18 62ZM28 59H29V58H28ZM52 59H53V60H57V61H59V63H57V61H56V63H57V67H56V65H53V66H52V64H53L54 61L51 60V61H53V62L50 63V64H51L50 67H53L54 69L57 68V70H58V69L60 68V66H59L58 64H60V61H61V60H58V57H57V56L55 57V59H54V57H53ZM145 59L148 60L147 56H145ZM150 59H149L148 61L146 60V62H145V60H144V64L146 63V65H148L147 62H149ZM222 59H224V58H222ZM246 59H247V58H246ZM248 59H249V58H248ZM13 60H12V62H9V61L7 62V61H5V60H3L2 62H3V64H4L5 62H6L7 64H11V63H12V65L14 66V63H13L14 61H13ZM113 60H114V59H113ZM4 61H5V62H4ZM22 61L25 62L24 59H23ZM26 61H27V60H26ZM51 61H50V62H51ZM115 61H116V60H115ZM115 61H114L115 64L112 63V64H110V66L112 65V66L115 67V66L117 65ZM222 61H225V60H222ZM244 61H245V62H244ZM246 61L249 62V63H246ZM112 62H113V61H112ZM54 63H55V62H54ZM110 63H111V62H110ZM117 63H118V62H117ZM3 64H2V65H3ZM7 64H4V65H7ZM16 64H17V63H16ZM16 64H15V65H16ZM18 64H21V67H23V68H22V71H21V68H20V72H22V74H23V71H24V72H25L24 75L26 74V76H27V74H28V75H30V74L32 75V74H33V76H31V77H34V75H35L34 73H35V72H34L33 69H32L33 72L29 73L30 70L28 69V68H29L28 66L25 65V66L28 67V68H26L25 66H22L23 64H22L21 61H20V63H18ZM18 64H17V65H18ZM24 64H26V62H25ZM101 64H102V63H101ZM104 64H105V62L103 63V65H104ZM241 64H242V65H241ZM0 65H1V63H0ZM2 65L0 66V67H1V68H0V73H1L2 71H4V69L2 70ZM4 65H3V67L6 68L7 66H4ZM17 65H16V66H17ZM27 65H28V62H27ZM103 65H100V66H103ZM146 65H144V66L147 68ZM58 66H59V68H58ZM110 66H109V64H108V67H109V68H110ZM234 66H235V67H234ZM19 67H20V65H19ZM19 67H18V69H19ZM114 67H112V69H113ZM9 68L13 69L14 67L12 68V66L9 67V65H8V69H9ZM25 68H26V70H29V72L25 71ZM53 68H52V69H53ZM62 68H63V67H61L60 70H61ZM239 68H240L241 70H240ZM34 69H35V68H34ZM38 69H39V68H38ZM50 69H51V68H50ZM102 69H103V70L105 69V71H108V70L111 71V69L106 70V66H103ZM219 69H222V68H219ZM1 70H2V71H1ZM14 70H15V69H14ZM32 70H31V71H32ZM103 70H102V71H103ZM217 70H218V69H217ZM217 70H216V74L218 73ZM222 70H223V69H222ZM6 71H7V70H6ZM6 71H5V72H6ZM35 71H36V70H35ZM38 71H39V70H37L36 72H38ZM41 71L43 72L42 69H41ZM41 71H39V73H36V76H37V75L41 76V74H42V73L40 74ZM53 71H54V72H53ZM53 71H52V72H53V75H54L55 70H53ZM58 71H59V70H58ZM102 71H101V72H102ZM218 71H219V70H218ZM224 71H226V70H224ZM7 72H8V71H7ZM12 72H13L14 75H19V74H21L20 72H19V74H18V73L15 74V73H14L15 71H13V70H12ZM56 72H57V71H56ZM59 72H60V73H63L64 71L62 72V70H61V71H59ZM2 73H4V72H2ZM2 73H1V74H2ZM9 73H11V70H10ZM209 73H210V76H211V75H212V72H210V69H209ZM220 73H221V74H220ZM222 73H225V72H221V71H220V72L217 74V77H216V75L214 76V74H215V73H214V74H213V76H214V81H212L213 83H211V84H214L215 80H218V81L220 82V80H219L218 78L221 77L220 75H222ZM1 74H0V75H1ZM4 74H5V73H4ZM13 74H12V76H11V74L9 75V76L12 77V78H11V79L9 78L8 80H10V81L13 80V81L15 82V80L13 79V77H14ZM22 74H21V75H22ZM44 74H45V73L43 72V75L41 76V78L44 77ZM46 74H47V71H46ZM46 74H45V75H46ZM50 74H51V76H52V73H50ZM50 74H48V75L50 76ZM57 74H59V73H56V75H57ZM219 74H220V75H219ZM5 75H6V74H5ZM21 75H19V76H21ZM24 75H22V76L25 77ZM60 75H61V74H60ZM208 75H209V74H208ZM226 75H227V73H225V76H226ZM9 76H8V77H9ZM22 76H21V77H22ZM36 76H35V77H36ZM39 76H37V78H38ZM57 76H59V75H57ZM57 76H56V77H57ZM210 76H209V78H210ZM219 76H220V77H219ZM222 76H224V74H223ZM234 76H235V74H234ZM234 76L232 75L231 79L228 78V79H229L228 81L233 80L232 78H233ZM4 77H5V76H4ZM4 77H3V78H4ZM15 77H16V76H15ZM15 77H14V78H15ZM21 77H18V76H17L15 79H18V80L20 79V80H21ZM45 77H46V76H45ZM47 77H48V76H47ZM47 77L44 78L45 81H46V79L49 78V77H48V78H47ZM211 77H212V76H211ZM215 77H216V79H215ZM226 77H228V76H226ZM226 77H225V78H226ZM237 77H235V78L237 79ZM0 78H1L2 81L4 82V84H3L4 89L6 88V92H7V90H8V92H9L8 98H9L10 95H11L12 100L15 101V103L18 102V103L20 104L22 98H20L19 95H20V96L22 95V94H20V93H22V91H26V90L24 89L25 87H21V88H23V90H20V89H19V88H20L21 81L19 82L18 80H16L18 84L20 83V84H19V88L17 87L18 85H16V87L18 88V89H17V88L15 87V85H14L15 83L13 84L12 82L8 81L7 78H4V79H3L2 77H0ZM37 78H36V79H37ZM39 78H40V77H39ZM91 78H92V77H91ZM212 78H213V77H212ZM212 78H210V80H211ZM223 78H224V77H223ZM223 78H221V79H223ZM225 78H224L223 80H225ZM5 79L8 81V83L6 82V84H5V81H6ZM89 79H90V78H89ZM239 79H238V80H239ZM39 80H40V79H39ZM142 80H144V79H142ZM208 80H209V79H208ZM210 80H209V81H210ZM212 80H213V79H212ZM238 80H237V81H238ZM42 81H43V79H42ZM86 81H87V80H86ZM218 81H217V82H218ZM233 81L235 82V79H234ZM237 81H236V82H237ZM88 82H89V81H88ZM143 82H144V81H143ZM217 82H215V84H217ZM219 82H218V83H219ZM221 82H222V81H221ZM225 82H226V80H225ZM238 82H241V81H238ZM86 83H87V82H86ZM86 83L84 82V84H86ZM89 83H91V82H89ZM89 83H87V84H89ZM223 83H224V82H223ZM230 83H231V82H230ZM230 83H224V86H225V85H226V86H229V85H230V87H231V84H230ZM46 84H47V83H46ZM143 84H144V83H143ZM227 84H229V85H227ZM238 84H239V83H238ZM238 84H237V86H238ZM4 85H5V86H4ZM139 85H140L139 87L142 86L141 84H139ZM145 85H146V84H145ZM221 85H222V84H221ZM240 85H241V83H240ZM263 85H264V84H263ZM1 86H2V85H1ZM21 86H22V84H21ZM45 86H46V85H45ZM226 86H225V87H226ZM241 86H242V85H241ZM241 86L239 87V89H241ZM105 87H106V86H105ZM262 87H263V89H262ZM42 88H43V87H42ZM144 88H146V87L144 86ZM248 88H249V87H248ZM39 89H40V88H39ZM146 89H147V88H146ZM239 89H238V90H239ZM246 89H247V88H246ZM250 89H251V88H250ZM255 89H256V91H254ZM19 90H20L21 92H20ZM238 90H237V91H238ZM242 90H243L242 92L245 94L246 92L244 91V89H242ZM237 91H236V92H237ZM240 91H241V90H240ZM247 91H248V90H247ZM8 92H7V93H8ZM242 92H241V93H242ZM261 92L258 91V93H260L259 95H261ZM25 93H26V92H25ZM248 93H251V92H248ZM255 93H254V94H255ZM258 93H256V94L258 95ZM35 94H36V93H34V95H35ZM39 94H42L41 91H40ZM252 94H253V93H252ZM254 94H253V95H254ZM256 94H255V95H256ZM23 95H24V94H23ZM237 95H239L238 92H237ZM240 95H241V94H240ZM248 95H249V94H248ZM35 96H36V95H35ZM37 96H38V95H37ZM37 96H36V97H37ZM152 96H153V95H152ZM251 96H252V95H249V97H250V100H249V101H250V102H251V100H253V99H252L253 97H251ZM261 96H262V95H261ZM17 97H19L21 100H20V101L15 100ZM21 97H22V96H21ZM23 97H25V96H23ZM38 97H39V96H38ZM40 97H42V95H41ZM249 97H246L247 100H248ZM19 98H18V100H19ZM214 98H215V97H214ZM241 98H242V97H241ZM243 98H245V97H243ZM38 99H39V98H38ZM52 99H55V96H54V98H52ZM143 99H146V98H143ZM143 99H142V100H143ZM216 99L218 100V98H215V101H214V102L216 103V104H214L215 107L217 106V102H218V101L216 102ZM258 99H259V97H258ZM12 100L10 99V101H11L10 103H12ZM204 100H208V99H204ZM204 100H203V102H204ZM209 100H210V98H209ZM212 100H213V99H212ZM240 100H241V99H240ZM243 100H244V99H243ZM245 100H246V99H245ZM245 100H244V102H245ZM254 100L256 101V98H255V97H254ZM254 100H253V101H254ZM261 100H262V98H261ZM23 101H24V100H23ZM51 101H53V100H51ZM210 101H211V100H210ZM241 101H242V100H241ZM220 102H221V101H220ZM244 102H243V103H244ZM250 102H249V103H250ZM22 103H23V102H22ZM22 103H21V104H22ZM211 103H212V105H213V101H211ZM221 103H223V102H221ZM246 103H248V102L246 101ZM254 103H255V102H253V105H254ZM12 104H14V103H12ZM223 104H224V103H223ZM251 104H252V102H251ZM255 104H256V103H255ZM14 105H16V104H14ZM202 105H204L203 109H201V106H202ZM212 105H209V102H208V103L206 102V104H205V103L200 104V106H199L200 109H198V108L195 109L196 111L198 110V111H197L198 114H196V115H198V116H197L198 118L195 116V117H196L195 119H194V115H193V117L191 116L192 114L196 113V111L194 112V109H193V111H192V112H193L192 114L189 113V112H191L192 109H191V110L189 109V112L184 111L185 113L187 112L186 114H185V113H182V112H181V113H182V114H181V113L179 112V113L181 114V116H180V115H178L179 113L177 114V112H178V110H179L180 108H179L177 111H176V108H175V111H176V112L174 111V107L172 108L173 111L175 112V114H177V116H180V117H179L180 119L182 118V115H184V114H185L186 116H184L185 118H183V120H184V119H187L189 116L192 117V118H190V119L188 118L187 120H184V121L181 119V120H182L181 125H180V126H179V124L177 125L178 127H181V128H179V133H180V130H181V133H182L183 135H181V133H180V135H179V136L181 137V140H180V137L174 139V146H175L176 139H179V140H177V141H178V144H177V142H176L177 146H179L180 148H181V147H184V145H185L186 142H187V143H188V144H187V147L184 148V149L182 148V149H183L184 152H186L185 150H187V148H188V150H189L190 152H192V150H194V147H196V149H199V148L201 149V148H202V149L204 150V148H205L206 146L209 147V146L211 145L212 142H214V143H212L213 146H215L216 144H219V145L221 146V143H222V146H223V147L221 146V147L223 148L222 150H224V148L227 149V150H225V151H227V152L229 151V155H232V157L235 158V160L230 158V159H231L230 164H233V161H234V165L229 166V165H230L229 163H225L226 165H227V164H228V165H227V166L225 165L224 167H227V169H228V167H231V168H229V170H227V169H223L224 171H225V170H226V171H229V173L223 171L225 174L228 173L229 176L231 175V177L228 176V177H229L228 179H230V178L232 179V177H233V179H235V180L232 179L234 182H232L231 179H230V181H228V180H227V176H226L225 174L222 173V175H225V177H226V178H225V177L223 176V177H224V178H223V179H224L223 182H226V180H227V182H229V185H230V182H231V185H230V186H231V187H230L231 189H230V190H231V191H235V190H232V189H238L237 186L241 185V182H242V185H243V183H244V181L241 179V175H240V174H242V176H245V175L243 174L245 170H247L248 175L250 174V172H249L248 169H247V168H248L247 166L250 165V164H248L249 162L247 163V160H246V159H247L248 157L251 158L252 156H250V154L244 153V151L246 150V149L244 150V146H245L244 144H241V145H240V143H242V142L244 143V142H245L243 139L240 138V136H244L246 133H245V134L242 133L243 135H241V133H240V136L238 135V136H239L238 138H240V140L242 141V142H241V141L238 139V141H240L239 143H237V141H234V139H235L234 135H235V134L233 133L234 135H232V136H233L234 139H230V138H231V137H230L229 139L227 138L228 141H229V143H228V142H224V144H225V143L228 144L227 147H224L225 145H223V142H221V143H215V141H212L213 139H212L211 137H210V138H211L212 140H211V142H210V141H209L210 139H208L207 136H208V135L211 136V135L213 134V133H212V132H213V129H214V130H218V129H215L217 126L215 125V128L213 127L212 131L210 132V129H211V128H209V127H212V126H214V125H211V126H208V127H206V126H207V125H206L204 128H207V129H206V131H204L205 129L203 128V126H202V127L200 126V124H201L204 120L202 121V119H201V123H200V124H199V123L197 124V122H198L197 119L200 120V118H199V113H200L201 110H202L201 112L204 111V113H205V110H208L209 113H208V111H206V112L208 113L207 115H209V114L212 115V114L214 113V111H215V108H214V106H212ZM218 105H219V104H218ZM176 106H177V105H176ZM176 106H175V107H176ZM211 106L214 108V109H212V111H211V108H210ZM219 106H220V105H219ZM222 106H223V105H222ZM171 107H172V106H171ZM183 107H184V105H183ZM183 107H182V108H183ZM197 107H198V106H197ZM85 108H86V107H85ZM184 108H185V107H184ZM221 108H222V107H221ZM85 110H86V109H85ZM187 110H188V109H187ZM199 110H200V111H199ZM216 110H220V109H219V108L217 109V107H216ZM169 111H171V110H169ZM173 111H172V113H174ZM179 111H182V110H179ZM210 111L213 112V113H211ZM215 112H216V111H215ZM84 113H86V111H85ZM84 113H83V114H84ZM112 113H113V112H112ZM154 113H155V112H154ZM172 113H170V112H166V114H169L168 117L171 116V115H173ZM74 114H75V113H74ZM83 114H82V115H83ZM160 114H162V113H160ZM160 114L158 113V115H157V118H158V119L156 118V119H157V120H156V119L154 118L155 121L153 120L152 123H155V124H156V122L158 123L160 120H163V119H164V115H163V117H162L163 119H162V118H161V119L159 118L160 116H162V115H160ZM205 114H206V113H205ZM75 115L78 116L77 114H75ZM82 115H81V116H82ZM151 115H153V112H152ZM155 115H156V113H155ZM155 115H154V116H155ZM200 115H203V116H201V118L204 119V116H205V115L202 114V113H201ZM211 115H210V116H211ZM213 115H215V114H213ZM81 116H80V117H81ZM83 116H84V115H83ZM154 116H153V117H154ZM173 116H175V117H173ZM173 116H171V121H173V122L175 121L174 124L176 125V123H178L180 120H179V121L176 120V119L174 120L173 118H177V117H176V115H173ZM150 117L152 118V116H150ZM165 117H166V115H165ZM172 117H173V118H172ZM186 117H187V118H186ZM206 117H208V116H206ZM81 118H82V117H81ZM169 118H170V117H169ZM179 118H177V119H179ZM262 118H263V117H262ZM152 119H153V118H152ZM159 119H160V120H159ZM165 119H167V120H166V123H167L166 125H169V124H170L169 126H171V124H172L173 122H171L170 119H169V122H170V123H168V122H167V121H168V118L166 117ZM263 119H264V118H263ZM158 120H159V121H158ZM195 120H196L195 123L197 124V126L199 125L198 127H201V128L204 129L203 131H201L202 129H201V130L199 129V132L202 133V135H200V133H199V135H200L201 137L203 136V137H202L203 139H205V138L208 139V140L205 139L206 141L204 140L205 142H202V143H206V142H208V144H209V145H207V144H206V145H203V144H202L204 148L201 147V146H202V145H200L201 143L198 142V141L200 140V137L197 135L198 132L195 131V128H196V129L198 128V127L195 125V123H194ZM163 121H164V120H163ZM163 121H162V122H163ZM162 122L160 121V123H158V124H162V125H164L165 123L163 124ZM164 122H165V121H164ZM179 123H180V122H179ZM204 123H205V122H204ZM204 123H202V124L204 125ZM88 124H89V123H88ZM174 124H173V125H174ZM133 125H135V124H133ZM152 125H153V124H152ZM173 125H172V126H173ZM194 125H195V126H194ZM85 126L88 127L86 124H85ZM154 126H155V125H154ZM156 126H157V125H156ZM158 126H159V125H158ZM193 126L195 127L194 130H193ZM89 127H91V126L89 125ZM89 127H88V130L90 129ZM136 127H138V126H136ZM174 127H175V126H174ZM174 127H171V128H174ZM26 128H27V127H26ZM26 128H25V129H26ZM140 128H141V126H139V129H140ZM29 129H30V131H29ZM29 129H26V130H27V132L29 131L30 134H31V130H33V129L30 128V127H29ZM139 129H138V128H132V130H131V134H130L129 138H131V137H133V138H131V140H129V142H128V144L130 143L131 146L127 144L128 146H127L126 148H127V149L129 148L130 150H132V152L128 153L127 151H129V150L126 151V154H130V155H128L127 157H125V160L128 159V161H130L131 159L129 160V157H133V156H134V157L136 158L135 161H138V163H137V162H136V163H137V164H139V162L141 163V165H142L141 168H143V166H144V167H146V166L148 167V163H149V161H150V163H151V161H154V160L156 161V158H157L156 156L159 155V154L156 155V154L154 153L155 151H156V152L158 151V153H160L162 149H163L164 152H165L166 150L169 151V149H166V148H170V151H171L172 148L177 149V147H173V146H172V145H173V143H172L173 140L170 139L172 142L169 143V142H168V141H169L168 138H166V139L162 138V139L165 140V142H163L164 140H162V139H158V138H159V137H157L158 135L156 136L157 138L155 137V139H151L152 136H151V138H149L150 136H147V133L144 134V130H143V128L141 129L142 131L139 130ZM169 129H170V127H169ZM190 129H192L191 132H190ZM20 130L22 131L23 128L20 129ZM39 130H40V128H39ZM39 130H38V131H39ZM41 130H42V129H41ZM85 130H86V128H85ZM192 131H194V133H193ZM23 132H26V131H23ZM33 132H34V134H35V132H37V131H34V130H33L32 133H33ZM40 132H41V131H40ZM145 132H146V131H145ZM251 132H252V131H251ZM20 133H21V132H20ZM203 133H205V134H203ZM210 133H211V135H210ZM216 133H217V132H214V134H216ZM27 134H29V133H27ZM27 134H25V135L28 136ZM30 134H29L28 137H29V139L32 140V138L34 137V134L31 135L32 138L30 137ZM38 134H39V133H37V136H38ZM40 134H42V133H40ZM194 134H196V135H194ZM217 134H218V133H217ZM236 134H238V133H236ZM247 134H249V132H248ZM247 134H246V135H247ZM25 135H24V137H26ZM35 135H36V134H35ZM229 135H230V134H229ZM20 136H21V135H20ZM37 136L35 137L36 139H37ZM77 136H78V135H77ZM204 136H205V138H204ZM209 136H208V137H209ZM248 136L250 137V134L247 135V136H245L244 139H245L246 137H248ZM22 137H23V135H22ZM40 137H41V136H40ZM78 137L80 138V136H78ZM78 137H75L76 140L78 139ZM137 137L140 138V140L137 139ZM161 137H162V136H161ZM212 137H214V136H212ZM249 137H248V138H249ZM26 138H27V137H26ZM248 138H247V139H248ZM29 139H28L27 141H25V138H24V141L27 142V144H28V143H29ZM36 139H34V141H35V143L37 144L38 141H36ZM39 139H40V138H39ZM81 139H82V138H81ZM81 139H79V140H81ZM21 140H23V139H21ZM74 140H75V139H73V144H74V142L76 141V140H75V141H74ZM82 140H83V139H82ZM137 140L140 141V142H139L140 145H138ZM167 140H168V141H167ZM189 140H190L191 142H190ZM192 140L195 141L196 143H198V146H194L193 144H194L195 142L193 143ZM196 140H197V141H196ZM222 140L224 141V139H222ZM232 140H233L236 144H238L239 146H238V145H237V146H234V145H236V144H233ZM236 140H237V137H236ZM24 141H23V143H25ZM34 141L32 140V142H34ZM77 141H78V140H77ZM77 141L75 142V143H76L75 145H77V146H78V145H81V144L83 143L82 141H79V142H81V143L79 144V142H77ZM161 141H162V142H161ZM166 141L169 143V145L171 144V146H169L168 143H167ZM202 141H203V140H202ZM219 141H220V140H219ZM219 141H217V142H219ZM225 141H227V140L225 139ZM55 142H56V141H55ZM58 142H59V143H58ZM135 142H137V144H136ZM160 142H161L162 144H160ZM184 142H185V143H184ZM209 142H210V143H209ZM249 142H250V141H249ZM35 143H34V145H35ZM57 143L60 144V141H57ZM71 143H72V142H71ZM77 143H78V144H77ZM166 143H167V145H166ZM189 143L192 144V145L190 144V145H191V146H190V149H189V147H188ZM196 143H195V144H196ZM199 143H200V144H199ZM246 143H247V142H246ZM246 143H245V144H246ZM252 143H253V142H252ZM30 144H31V142H30L29 145H27V146H28V147H29V146L34 147V145H30ZM84 144H87V142L84 143ZM214 144H215V145H214ZM231 144H233V145L231 146ZM37 145H39V144H37ZM54 145H55V144H54ZM153 145H154V146H153ZM196 145H197V144H196ZM212 145H211V148L209 147V148H210V151H211V149H212V151H215V150H214L215 148H214ZM219 145H216V146L218 147ZM35 146H36V145H35ZM129 146H130L131 148H130ZM168 146H169V147H168ZM185 146H186V145H185ZM192 146H194L193 149H192ZM199 146H200V147H199ZM220 146L218 147V149H220ZM233 146H234V147H233ZM240 146H243V147H240ZM89 147H90V146H89ZM89 147H88V150H89ZM93 147H94V146L92 145L91 148L93 149ZM152 147H154V148L156 147V149L158 148V150H156V149H154V148H152ZM159 147H161L162 149L160 148V150H159ZM179 147H178L177 150H174V149H173V151H175V152L178 151V152H179ZM197 147H199V148H197ZM217 147H216V151L218 152L219 150H217ZM235 147H236L237 149H238V147H240L241 149L243 148V149H242L243 151H240V149H239V151H240L242 154H241V153L238 154V156H241V157H243V158H240V157H238V156L236 155L239 151H237ZM101 148H102V147H101ZM101 148H99V149H101ZM209 148H207V149L209 150ZM213 148H214V149H213ZM92 149H90V154H91L92 152H93V153L96 152L95 150H94V151H91ZM102 149H105V148H102ZM102 149H101L100 151H98V149H97V151H98V152H97L98 159H100V160H104V159L106 158V156H107V155H106L105 158H104V157H103V158H100V157H102L103 155L101 156V155H99V154H100V153L102 154V153L105 152V151H104V152H101ZM108 149H109V148H108ZM108 149H107V150H108ZM148 149H149V150H148ZM150 149H151V150L154 149L155 151H154V150H153L154 152H153V151H150ZM200 149H199V150H196V152L199 151L197 154H196V152H194L197 156H196V155H192V154H190V158L188 157L189 154L187 155L186 153H184V152H183V153H184L185 155H187V157H188L189 159H191L192 156H193L192 158H195V157H198V155L201 154ZM207 149H205V150L207 151L208 155H210V154L213 155V154H214L212 151H211V152H212L213 154L210 153V151H208ZM88 150H87V151H88ZM188 150H187V151H188ZM222 150L220 149V152H221ZM143 151H144L146 154H145ZM159 151H160V152H159ZM163 151H162V152H163ZM168 151H167V154H168V153H173L172 151H171V152H168ZM189 151H188V152H189ZM99 152H100V153H99ZM106 152H108V151H106ZM178 152L175 153V154H173L172 156H175V155H177L178 157H179V155H180V157H183V156H184L183 153L181 152V149H180V152L182 153V156H181V153H178ZM190 152H189V153H190ZM202 152H203V151H202ZM204 152H205V151H204ZM222 152H223V151H222ZM245 152H247V151H245ZM131 153H132L133 156L131 155ZM207 153H203V154H207ZM209 153H210V154H209ZM223 153H224V152H223ZM235 153H236V154H235ZM243 153H244V156H242ZM87 154H88V153H85L84 155H87ZM105 154H106V153H105ZM160 154H162V153H160ZM163 154L166 155V152L163 153ZM178 154H179V155H178ZM226 154L228 155V153H226ZM226 154H225V155H226ZM245 154H247V155H249V156L246 155L247 157H245ZM147 155H148V156H147ZM191 155H192V156H191ZM208 155H207V156H208ZM227 155H226V156H227ZM256 155H257V157H258V153H255V154H254V156H256ZM65 156H66V155H65ZM89 156H90V155H88V156H82V158L86 157L85 160L87 161V159L89 158ZM93 156H94V158H93L94 160H93V161H96V160H97V161L99 162V160H98L97 158H95V155L92 154L90 157H93ZM144 156H146V157H144ZM161 156H162V155H161ZM172 156H171V157H172ZM194 156H195V157H194ZM200 156H201V155H200ZM226 156H225V159H228V156H227V157H226ZM235 156H237V159H238V158L241 159V160L238 159V160H239V162H237V163H238V168H235V167H234V166L237 167V165H235L236 160H237ZM254 156H253V157H254ZM259 156H260V154H259ZM61 157L64 158L63 155H61ZM79 157H81V156H79ZM79 157L77 158V160H80ZM107 157H108V156H107ZM134 157H133L132 160L129 162V168L131 169V167H133L131 170H134V167H135L134 165H136V164H130L131 162H134V160H133ZM154 157H155V158H154ZM158 157H160V156H158ZM178 157H177V159H179V161L182 162V161L180 160V158H178ZM223 157H224V156H223ZM230 157H231V156H230ZM253 157H252V158H253ZM151 158H153V159H151ZM172 158H173V157H172ZM174 158H176V156H175ZM201 158H202V157H201ZM201 158L198 159L199 162H200L201 160H203V161L200 162V163H202V165L205 164V166L203 165V167H206V166L208 165V163H207V165H206V163H203V162H207V161H209V158H208V157L206 158V156H205V158H206L205 161H204V156H203V159H201ZM89 159H90V158H89ZM150 159H151V160H150ZM181 159L183 160L184 158H181ZM186 159H187V158H186ZM186 159L183 160V161H186ZM230 159H229V160H230ZM242 159H244V160L246 161V163H244V160L242 161ZM25 160H26V159H25ZM77 160H76V161H77ZM85 160L81 159L80 161H78L79 163L77 162V164H79V165H76L77 167L79 166V167H78V168H79V170H78V176H80V173H82V172L85 173L86 171H87V172L90 171L89 168H90L91 166H94V165H95L94 167H96V166L99 165V164L97 163V161H96V162H93V161H92L93 163H92V164L90 163V164H91V165H90V164L88 163L89 161L91 162L92 159H90V160L87 161V163H88L89 165L86 163V165H87V166H86V165H84V161H85ZM105 160H106V159H105ZM107 160H108V159H107ZM107 160H106L105 162H109V161H107ZM157 160H158V158H157ZM171 160H172V159L170 158V159H169L170 162L167 161V162H168L167 166L170 165L171 163H172V165H173V164L175 163L174 160H176V159H174L173 162H171ZM222 160H223V159H222ZM229 160H227V161L229 162ZM232 160H233V161H232ZM82 161H83V164L81 163ZM177 161H178V160H176V163H175V164H177L178 166H177V165H174L175 167H172V168L175 169L176 167H179V166H180L179 163H177ZM179 161H178V162H179ZM227 161H225V162H227ZM240 161H242L243 163H241ZM248 161H250V159H248ZM157 162H158V161H157ZM165 162H166V161H165ZM231 162H232V163H231ZM102 163H103V164H102ZM102 163H101V164H102L103 168L101 167V164H100V166H98V167H99L98 170H97V167H96V169H95V171L97 170L96 175H95V173H94V172H95V171H94V167H91L92 172H90V174L87 173V172H86V174H89V176L92 175V174H94V175H93V178H95L94 176L97 177V174H100V172H101L102 174L105 173V170H103V169H104V161H103ZM124 163H126V161H124ZM134 163H135V162H134ZM163 163H164V162H161V163H160V164H162V167H164V166H163ZM169 163H170V164H169ZM185 163L187 164L188 162H184L183 165H184ZM240 163H241V166H244V164H246V166H244V169H243L241 166H239ZM80 164L83 165V166H82V167H83L82 170H80V167H81ZM93 164H94V165H93ZM96 164H97V165H96ZM126 164H128V162H127ZM144 164H145V165H144ZM152 164H153V163H152ZM152 164H151V168H152ZM180 164H181V163H180ZM242 164H243V165H242ZM105 165H106V164H105ZM107 165L110 166L111 163H109V164H107ZM114 165L117 166V164H114V163H113V166H114ZM124 165H125V164H124ZM132 165H133V166H132ZM141 165H140V166H141ZM164 165H165V164H164ZM172 165H171V166H172ZM118 166H119V165H118ZM137 166L139 167V165H137ZM181 166H182V165H181ZM185 166H188V165H184V166H182V167H185ZM77 167H75V168L77 169ZM88 167H89V168H88ZM100 167H101V170H102V171L100 170ZM111 167H112V165H111ZM122 167H123V166H122ZM138 167H136V168H138ZM147 167L144 168V169H147ZM149 167H150V166H149ZM149 167H148V168H149ZM199 167H200V169L198 168L196 171L200 170V172H201V170H204L203 172H201L202 174H203L204 172H205V173L207 172L208 174H211V175L213 174V173H209L210 170H209V171H208V170L205 171V169H204L200 164H199ZM207 167L209 168L210 166H207ZM207 167H206V169H207ZM240 167H241L242 170H244L243 172H242V170L240 169ZM246 167H247V168H246ZM250 167H251V165H250ZM252 167H253V166H252ZM105 168H106V166H105ZM113 168L116 169L117 167H112V170H113ZM118 168H119L120 170L123 169V168H121V167H118ZM124 168H125V167H124ZM139 168H140V167H139ZM141 168H140V171H139V169H138V172H141V170H142ZM151 168H149V169L151 170ZM166 168H167V167H166ZM201 168H203V169H201ZM88 169H89V170H88ZM108 169H109V170L106 169V172H108V171H109V172H108L107 174L105 173L107 176H106L105 174H103V175L100 174L99 176H100L101 178H102V176L105 177L104 180L102 179L103 181H106V178H107L108 181L110 180V181H109V184H107V183H108V182H107L106 185H105V184H104L105 182L103 183V182L101 181V185H102V183H103L102 187H103L104 190L101 191V190H102V189H101L99 192H95V193H97V194H94L93 197H96L95 195H99L98 197H100V195H103V193L105 192V190H109V191H110V189H107V187H110V188H111V191H110V192L107 191V192H108V195L111 194V192L114 191L113 194H111L110 196L113 197V195H116L117 198L119 197L120 200L122 201V205H121V206H122V209H124V208H123V207H124V206H123V197L121 198V197H120L121 195L119 196V195H117V194H119V193H118V192H117V193L115 192L116 189H117V187L115 186V184H116L115 182L118 180V179H117L118 176H120V175L122 176V173H123V176H122V177L120 176L122 179L125 178V176H126L125 173H126V172H127L126 174H127L128 178H130L129 175H128V174H129V173H128V172H129V171H128V168L126 167V169H123V170H125V173L122 172V171H120V172L118 171V173H114V171L116 172L117 169H116V170H113L112 172H113V174L115 175V177L112 175L111 168L109 167ZM144 169H143V170H144ZM149 169H147L146 171L144 170L147 176H148V174H150V173L147 172ZM164 169H165V168H163V170H164ZM169 169L171 170V168H169V166H168V170H169ZM181 169H182V168L180 167V169L178 168V169L175 170L176 172L179 171V172L181 173V174L177 173V176H175L174 173H172V171L169 170V171L171 172V173H170L167 169H165V170H167L171 175H169V173L166 171L164 174L166 175V173H168L167 176L162 175L161 173H163V172H161L160 174H157V173H159V172H157V173H156V176H155V174L152 173L153 171L151 170L150 172H151L152 174H154V177H152L153 179H151V177H149V176H148V177H149V178H148V177H146V175H145L146 179L144 178V181H146V182H144L143 179H142V182H141V181H140V182H141V184H143V186H145V185L147 184V182H148L147 185H149V187H148L147 189L151 190V192H152V196H151V198H152V197L155 198L156 196L159 197V195H160L159 198L157 197L158 200L156 199L157 202H158V201L161 202V200H162V202H163V203L165 202L167 206H169L171 203H172V204L174 203V205L177 206V203H179V200H180V203L186 201V200H185V198H186L185 196H187V198H188L189 192L192 193L191 190L193 189V187L191 188V186H193V185H190V184H188V183L192 181V178H190V177H191V175L193 174L194 171H192V173H191V175H190L189 177L186 175L187 178H185V175H184L185 173L183 174V172H182L183 170L185 171V168H183L182 170H181ZM209 169H211V168H209ZM232 169H234L235 171L231 172ZM237 169H238L239 171L241 170V172H242V173H240V174L238 173V175L240 176L239 178L235 177V175L237 176V173L234 174V172H236V171L238 172ZM249 169H250V168H249ZM99 170H100V172H99ZM126 170H127V171H126ZM131 170H130V172H131ZM136 170H137V169H136ZM143 170H142V171H143ZM177 170H178V171H177ZM186 170H187V168H186ZM188 170H189V168H188ZM211 170H212V169H211ZM76 171H77V170H75V172H74L75 174H73V175H75V176H76ZM79 171H80V172H79ZM93 171H94V172H93ZM144 171H143V172H144ZM175 171H173V172H175ZM214 171H215V170H214ZM121 172H122V173H121ZM185 172H186V171H185ZM200 172H199V171L197 172V174H199V176H201V175H200ZM210 172H211V171H210ZM212 172H213V170H212ZM83 173H82V175H83ZM109 173H110V174H109ZM119 173H120V175H119ZM187 173L190 174L189 171H188ZM187 173H186V174H187ZM207 173H206V175H208ZM217 173H218V171H217ZM219 173H220V172H219ZM230 173H233V174H230ZM245 173H246V171H245ZM116 174H117V175H116ZM152 174H151V175H152ZM101 175H102V176H101ZM108 175L111 176V178H110ZM157 175H161L162 177H161V176H157ZM173 175H174V176H173ZM194 175H196V174H194ZM214 175H215V172H214ZM220 175H221V173H220ZM232 175H234V176H232ZM248 175H246V176H248ZM99 176H98V177H99ZM112 176H113V177L115 178V180H116V181H114V179H113L114 183H113V181H112V178H113ZM127 176H126V178L123 179V180H122L121 178L118 180L119 182H120V180L123 181V182H120V183H119V182L117 181V183H119V184L122 183V184L125 186L124 189L126 188V185H125V184L129 182V181H128V182H124V180L128 179ZM199 176H197V177L195 176L196 179H194L195 181H196V180H199V181H197V183L199 184V186H197V187H202V186H203V185H202L203 183H204V186H205V185H206V184H205L206 179H208V180L210 181V178L213 177V176L210 177V176L208 175L210 178H208V176H207L205 179H202L203 181L205 180V181L203 182V181L201 180V178H203L205 175H202L200 178H199ZM216 176H217V177H216ZM216 176H214L212 179L215 180V178H216V179L219 178V177H218L219 175H216ZM80 177H81V176H80ZM82 177H83V176H82ZM82 177H81V178H82ZM87 177H88V175L84 176V179L87 180ZM104 177H103V178H104ZM178 177H180L179 181H178V179H177ZM192 177H194V176H192ZM195 177H194V178H195ZM221 177H222V176H220V178H221ZM234 177H235V178H234ZM74 178H75V177H74ZM74 178H72L71 180L73 181ZM76 178H77V177H76ZM76 178H75V179H76ZM81 178H80V179H81ZM90 178H92V176H90L88 179H90ZM118 178H119V177H118ZM188 178H189V180H188ZM197 178H199V179H197ZM220 178H219V179H220ZM236 178L239 179V181H238ZM243 178H244V177H243ZM75 179H74V182H73V183H74L75 185H78V183L76 182L77 179H76V181H75ZM82 179H83V178H82ZM99 179H100V178H99ZM147 179H148V180H147ZM186 179H187V180H186ZM219 179H217V180H219ZM245 179H246V178H244V180H245ZM248 179H249V178H248ZM71 180H70V181H71ZM190 180H191V181H190ZM194 180H193V181H194ZM208 180H207V182L209 183ZM213 180H211V182H212ZM217 180H216V185L218 184V183H217ZM236 180H237L238 182H237ZM241 180H242V181H241ZM111 181H112V182H111ZM126 181H127V180H126ZM131 181H132V180H131ZM200 181H202V182H201L202 184L200 183ZM240 181H241V182H240ZM133 182H134V181H133ZM135 182H136V180H135ZM135 182H134V184H137V183H135ZM207 182H206V183H207ZM219 182H221V180H219ZM235 182H236L237 184H236ZM239 182H240V184L238 185ZM79 183H80V182H79ZM111 183H113L114 186L116 187V188L114 187L115 189H113V191H112V188H113V187H111L113 184L110 185ZM129 183H132V182H129ZM138 183H139V181H138ZM149 183H150L151 185H152V183H153V187H155V188L151 187ZM191 183H192V182H191ZM212 183H213V184H212V191H213V188H215L216 186L213 187V185H214V181H213ZM232 183H235L237 188H236V187H235V188H234V187L232 188V186H233ZM70 184H71V183H70ZM70 184L68 185V187L70 186L69 188H70V189H71V188L73 189L74 187H72V186H71L72 184H71V185H70ZM141 184H140V183H139V185L137 184L138 186L135 185V186H136V187H135L136 189L134 188V190L136 191L137 188H138V191H141V189H143V190L146 189L147 186H146L145 188H144V187H142V188L139 187ZM192 184H194V183H192ZM195 184H196V183H195ZM209 184H210V183H209ZM224 184L226 185V183H224ZM224 184L221 185V184L219 183V185H221L222 187L225 188V185H224ZM75 185H74V186H75ZM107 185H110V186H107ZM116 185H118V184H116ZM123 185H122V187H123ZM131 185H132V184H131ZM189 185H190V186H189ZM196 185H197V184H196ZM200 185H202V186H200ZM219 185H218V186H219ZM120 186H121V185H120ZM141 186H142V185H141ZM169 186H170V187H169ZM171 186H173V188H172ZM234 186H235V185H234ZM68 187H67V191H68V189H69ZM118 187H119V186H118ZM133 187H134V185H133ZM194 187H195V189H197L196 186H194ZM228 187H229V186L226 187L227 190H228ZM239 187H240V186H239ZM241 187H242V186H241ZM244 187H245V186H244ZM151 188H153V189H155V190H152ZM171 188H172V189H171ZM190 188H191V189H190ZM219 188H221V187H217V189H219ZM59 189H60V188H59ZM120 189H122V188H120ZM139 189H140V190H139ZM147 189H146V190H147ZM169 189H170V190H169ZM195 189H194V190H195ZM215 189H216V188H215ZM221 189H222V188H221ZM240 189H241V188H240ZM56 190H57V192H56ZM56 190H55V192L60 196L59 193L61 192V190H60V192H58V189H56ZM241 190H242V189H241ZM241 190H240V191H241ZM69 191H70V190H69ZM69 191H68V193H66L67 195H64V193H63V191H62V195H61V197L64 195V197H67V199H68V195L73 194L72 192H71V194H70ZM71 191H73V190H71ZM135 191L132 190V192H135ZM147 191H148V190H147ZM147 191H145V193H146ZM154 191L156 192V194L154 193ZM192 191H193V190H192ZM215 191H216V193H214V194H216V196L218 197L217 193L219 194V192H217L218 190H215ZM215 191H213V192H215ZM221 191L224 192V191H226V189H224V190L222 189V190H220V192H221ZM228 191H229V190H228ZM93 192H94V191H92V194H93ZM100 192H101V193H100ZM102 192H103V193H102ZM107 192H106V194H107ZM124 192H125V194H123ZM126 192H128V191H127V188H126V191L124 190V191L122 192V195H125L124 197H126ZM148 192H150V191H148ZM151 192H150V193H151ZM213 192H212V194H213ZM223 192H222V193H223ZM235 192L237 193V192H239V190H236ZM235 192H233V193H235ZM114 193H116V194H114ZM136 193H137V192H136ZM138 193L140 194V192H138ZM141 193H142L143 195L145 194V193H143V191H141ZM229 193H230V192H229ZM229 193L227 192L226 195L229 194ZM233 193H230L228 196L225 195V192H224L223 194H224V195L227 197V199H228V197H230V195L233 194ZM54 194H55V193H54ZM92 194H91V195H92ZM128 194H129V193H128ZM147 194H148V193H147ZM153 194H154V195H153ZM183 194H184V195H183ZM187 194H188V195H187ZM210 194H211V193H210ZM210 194H209V195H210ZM214 194H213V195H214ZM223 194H221V195L219 194V195L221 196L220 198H222ZM108 195H107V197L105 196V198H110V197H108ZM137 195H138V194H137ZM145 195H146V194H145ZM145 195H144V196H145ZM149 195H150V194H149ZM149 195H146L145 197H147V196H149ZM72 196H73V195H71V197H70L71 199H72V198H75V195H74V197H72ZM116 196H115V197H116ZM127 196H128V195H127ZM129 196H130V194H129ZM129 196H128V197H129ZM134 196H135V195H134ZM134 196H132V197H134ZM180 196H181L182 199H180ZM190 196H193V193H192V195H190ZM214 196H215V195H214ZM233 196H234V195H233ZM76 197H77V196H76ZM112 197H111V198H112ZM115 197H113V199H116ZM128 197H127V198H124V200H127ZM138 197H139V196H138ZM138 197H137V200H135L136 202H137L138 200H139L138 202H140V199H138ZM142 197H143V196L141 195L140 198H142ZM184 197H185V198H184ZM210 197H211V196H210ZM226 197L222 200V201H224L225 203H226V201H227ZM70 198H69V201L67 202V201H65V200L63 199V197H62L63 201H65L64 203L67 202V203H66L67 206H70V207H71V205L73 204V202H74V204H77V205H78V201H79L78 198H79V197H77V200H73V201H72ZM96 198H97V197H96ZM96 198H95V199H96ZM111 198H110V199H111ZM154 198H153V201H154ZM161 198H162V199H161ZM183 198H184V199H183ZM187 198H186V199H187ZM211 198H216V197H213V196H212ZM97 199H98V198H97ZM99 199L101 200L102 198H99ZM110 199H109V200H110ZM132 199H134V198H132ZM132 199L130 200V198H129V201L127 200V202L129 203V202L131 201L130 204L132 203V205H133L135 201H133ZM135 199H136V198H135ZM159 199H160V200H159ZM188 199H189V198H188ZM225 199H226V201H225ZM103 200H104V198H103ZM106 200L108 201V199H106ZM117 200L119 201L118 204L120 205V204H121L120 200H119V199H117ZM156 200H155V201H156ZM181 200H182V201H181ZM216 200H217V199H216ZM63 201H62L61 204H63ZM71 201H72V203H71ZM75 201H77V203H76ZM96 201H97V200H96ZM96 201H95V202H96ZM132 201H133V202H132ZM219 201H220V200H219ZM229 201H230V199H229ZM69 202H70V204H68ZM160 202H159V204H160ZM215 202H217V201H215ZM227 202H228V201H227ZM109 203H110V202H109ZM128 203H127V205H128ZM165 203L163 204L164 206L160 204V205L162 206V208H164V207L166 206ZM185 203H187V202H185ZM221 203H222V202H221ZM225 203H222V204L225 205ZM61 204H59V207H60ZM74 204H73V205H74ZM90 204H91V203H90ZM95 204H96V203H95ZM95 204L92 203V205H95ZM124 204L126 205V201H124ZM139 204H140V203H138V204L136 203V205H138V207L134 204L135 206H133V208H134V207H135V208L137 207L138 209H135V208H134L137 212L134 211V210H132V212H136L137 215L140 214V216H141V214H142L143 212H138L139 209L142 210V208H139ZM157 204H158V203H157ZM168 204H169V205H168ZM172 204L170 205L171 207H172ZM217 204L220 205V203H217ZM73 205H72V206H73ZM77 205H76L73 209H71V210H69L70 207H67V206H66L67 208L64 209V212H67V214L64 213V215L66 214V215L68 216L67 218H69V216H71V215L74 216V215H75V214H72V212H76V215H75L76 217H73V216H72V217L75 218V219L77 218V220H76L77 222H78V220H79V222H81L82 220H83L84 222H85L86 220L89 221V219H90V221H93V222H94V220H96L95 222L100 223L99 225H98V223H97L98 226H101V224H102V228H100V227H96L97 225H96L95 223L90 222V223H91V224H90V223L87 221V222L89 223V225H91V227L96 225V226H95V227H96L95 229H94V227H93V231H92V228H89V231L91 230L90 233H93L94 230H97V229L99 228L100 230H97V231H100V232H97V231H96V233H93V234H94V235L96 234V236L99 235L100 237H102V239H103V235L105 236V232H106V237H107V234L109 235V231H107L108 229L111 231V234L109 235L110 237H111V235H113V234L116 233V232L113 231V229H112V228H113V225L111 224V220H113L114 222L117 221V219H116L115 216H118V215H115V216H114V214H115L114 212H115V211H112V210H109V209H108V208H110V209L112 208L113 205H112L111 203H110V205L108 204L107 207H106V204H104L106 208L102 207V209L104 208L103 211H101L102 209L100 210V211L103 212V213H101V212L98 211V212H99V215H102V216H100L101 219L99 218V215H96L98 212H97V213H94V212H93V213L97 216V219H96L95 215H92V216H91V215H90V214H91V213H90L91 211L88 209L89 207H87V206H86V207H87V208H86V211H87V212L85 211L86 213H85V212H83L82 214L79 213V212H80L79 209H80V210L82 209V211L85 210V209L82 207V205H81L82 208H79L80 205H78V206H77ZM92 205H91V206H92ZM111 205H112V206H111ZM127 205H126V206H127ZM132 205H129L130 208H131ZM160 205H159V208H161ZM174 205H173V206H174ZM181 205H183V203H182ZM188 205H189V203H188ZM226 205H227V204H226ZM237 205L239 206V204H237ZM258 205H260V203H259ZM261 205H262V203H261ZM129 206H128V208L126 207L128 210L130 209ZM170 206H169V207H170ZM176 206H175V207H176ZM178 206H179V204H178ZM189 206H190V205H189ZM235 206H236V204H235ZM56 207H57V206H56ZM59 207H58V209H59V211H60V208H59ZM63 207L65 208L64 204H63V206H62L61 208L63 209ZM92 207H93V206H92ZM175 207H172V208L174 209ZM179 207H180L181 210L178 208V210H176V213H177V214H176L175 212H173L174 210H171V209L168 208V210H169V214H170V211H172L171 213H172V214H175L176 216L179 215V214L181 215V213L184 214L185 216H186V215L189 216L190 214H193V215H194V213L198 212V211H197L198 208H197V209L195 208V209H196V212L193 210L194 213H193V212L190 213V214L188 213V214H189V215H188L187 213H184V211L186 212V209H185L186 207H185V205H184V206H179ZM240 207L242 208L243 206H240ZM240 207H238V208H240ZM245 207H246V206H245ZM258 207L260 208L261 206H258ZM76 208H77L78 212L76 211ZM78 208H79V209H78ZM114 208H115V210H117V207H116V206H115ZM114 208H112V209L114 210ZM118 208H119V207H118ZM126 208H125V209H126ZM157 208H158V206H157ZM187 208L189 209V208H191V207H188V206H187ZM235 208H236V207H235ZM243 208H244V207H243ZM250 208H252V210H253V207H251V206H250L248 209L244 208V209L247 210V212H245L246 210H241V211H240V209H238V210H239L240 212L243 211L242 215H245V216H246V214L248 215V213L253 214V212H250V211L248 212V210H251ZM62 209H61V212L63 211ZM67 209H68L69 212L66 211ZM74 209H75V211H74ZM90 209L92 210L91 207H90ZM106 209H108V211H106ZM120 209H121V208H120ZM144 209H145V208H144ZM144 209H143L142 211H144ZM164 209H166V208H164ZM175 209H176V208H175ZM191 209H192V208H191ZM215 209H216V208H215ZM88 210H89V211H88ZM93 210H94V207H93ZM141 210H139V211H141ZM158 210H159V209H158ZM189 210H190V209H189ZM82 211H81V212H82ZM104 211H106V212H104ZM110 211H111V212H110ZM117 211H118V210H117ZM129 211H130V210H129ZM145 211H146V214H147L148 210H145ZM145 211H144V213H143L144 216H143V214H142V216H141L143 219H145V216H146V215H145ZM160 211H161V214L163 213L162 215L165 216V217H164V216H162V215L159 214L160 217H162V218L165 219V218H166V214H165V213H166L167 210H164L163 212H162V210H159V213H160ZM236 211H237V208H236ZM255 211H257V210H255ZM88 212H89L90 214H89ZM95 212H96V211H95ZM107 212H110V213L107 214ZM119 212H120V210H119ZM122 212H123V211H122ZM122 212H121L120 214H122ZM132 212H131V213H132ZM150 212H151L152 216L154 215V216L151 217V218L154 219V218H156L157 216L159 217V215H157V213L155 214V211H153L154 213H153L152 211H150ZM157 212H158V211H157ZM164 212H165V213H164ZM167 212H168V211H167ZM187 212H188V211H187ZM190 212H191V211H190ZM93 213H92V214H93ZM100 213H101V214H100ZM105 213H106V214H105ZM116 213H118V212H116ZM199 213H200V211H199ZM235 213H236V212H235ZM244 213H246V214H244ZM256 213H258V212H256ZM256 213L254 212L255 215H256ZM70 214H71V215H70ZM77 214H78L79 216L84 215L83 218H86V220H85V219H82V216L79 217L80 219H78V215H77ZM85 214H86V215H85ZM87 214H89V215L91 216L92 219H91L89 216H88V218H89V219H88V218L86 217ZM112 214H113V216H112ZM133 214H134V213H133ZM167 214H168V213H167ZM239 214H240V216H242L241 213H239ZM251 214H250V218H251V216L253 217V215H251ZM105 215H106L107 217H106ZM147 215L150 216L149 213H148ZM156 215H157V216H156ZM195 215H196V214H195ZM199 215H200V214H199ZM111 216H112V217H115V218L113 219ZM138 216H139V215H138ZM148 216H146V217H148ZM170 216H171V215H170ZM170 216H169V218H168V221H169V219H170ZM172 216H173L174 219L171 218V220H175V216H174V215H172ZM185 216L182 215L181 217H182V220L185 221L187 224H188V222L186 221V219H187V220H190V221H191L192 219L195 220V218H192L191 215H190V216H191L192 219H188V218H190V217H188V218L185 219ZM197 216H198V215H197ZM197 216H195V217H197ZM240 216H238V217H240ZM93 217H95V218L93 219ZM105 217H106L107 219H106ZM108 217H110L109 219H111L109 222H107V223L110 224V227L108 226V224H107V225L105 224L106 221L109 220ZM118 217H119V216H118ZM141 217H140V218H141ZM158 217H157V219H156V220H157L156 223H158V224L155 223V225H159V223H160L162 220H163V222L166 221V219H165V221H164V219L161 218L162 220H161L160 222H158V220H160V218H158ZM167 217H168V216H167ZM193 217H194V216H193ZM198 217H199V216H198ZM198 217H197V218H198ZM200 217H201V216H200ZM205 217H206V218H204V219L207 220V216H205ZM208 217H209V216H208ZM210 217L213 218V216H210ZM243 217H244V216H243ZM243 217H242V218H243ZM256 217L258 218L259 216L256 215ZM58 218H59V217H58ZM60 218H61V217H60ZM63 218H64V216H63ZM73 218H72V219L69 218V219H70V220H73ZM119 218H120V217H119ZM119 218H118V219H119ZM176 218H177V217H176ZM197 218H196V220H198ZM202 218H203V216L201 217V219H202ZM245 218H246V217H245ZM245 218H244V219H245ZM257 218H254L253 220H255V219L257 220ZM61 219H62V218H61ZM69 219H68V220H69ZM98 219H100V220H98ZM115 219H116V220H115ZM153 219L151 220L150 217H149L148 220H149V222H150V221H153ZM199 219H200V218H199ZM201 219H200V220H201ZM204 219H203V221H201V222L198 221L197 223H198V224H201L202 222H204ZM246 219L248 220L249 217H247ZM65 220H66V219L64 218V220H63V219H62L61 221L57 220V222H58V221H59L58 223H60V222H62V221L66 222ZM68 220H67V221H68ZM70 220H69V221H70ZM80 220H81V221H80ZM119 220H120V219H119ZM145 220H146V219H145ZM148 220H147V221H148ZM176 220H180V218H177ZM176 220H175V221H176ZM182 220H181V221H182ZM196 220H195V221H196ZM238 220H239V221H244V220H242V219L240 220V218H238L237 221H238ZM251 220H252V219H251ZM256 220H255V221H256ZM73 221H74V222H71V221H70L69 224H68V222H67L68 226L70 225V227H71V226H72L71 223H75V224L77 225V222H75V220H73ZM83 221H82V222H83ZM183 221H182V223H183ZM195 221H193V222H195ZM208 221H210V220H208ZM208 221H206V223L204 222V226H206L207 223L209 224V223L212 221V219H211L210 222H208ZM213 221H214V220H213ZM213 221H212V223H213ZM237 221H236V222H237ZM249 221H250V220H249ZM255 221H253V223H255ZM257 221H260V217H259V220H257ZM57 222L55 223V227L57 226V225H56ZM64 222H62L61 224L63 225ZM79 222H78V223H79ZM114 222H113V224L117 226V224L114 223ZM166 222H167V221H166ZM169 222H170V221H169ZM173 222H174V221H173ZM216 222H218V221H216ZM220 222H221V221H220ZM220 222H218V224H220ZM231 222H232V221H230L229 223H231ZM245 222H247V221H245ZM250 222H251L250 224H252V221H250ZM85 223H86V222H85ZM103 223L106 225L107 228H105V229L103 228V227H104V224H103ZM117 223H119V222H117ZM147 223H148V222H147ZM151 223H152V222H151ZM151 223H148V224L150 225ZM176 223H178V224H175V222H174V224H175L174 226H175V227H174V228H171V230L173 229V232H174L175 230H179V232H177V231H176V232L179 233L180 236H182L180 232H181L183 229L180 230V229H181V226H180L181 224H179V223H181V222L178 221V222H176ZM190 223H191V222H189V225H190ZM214 223H215V222H214ZM214 223H213V224H214ZM227 223H228V222H227ZM240 223L243 224L242 222H240ZM256 223H257V222H256ZM61 224H58L60 227L57 226V227H59V230H58V228L56 227V233H57V235H58V234H60V235L57 236L56 233H55V235L53 236L54 239H52V240H53L52 245L54 244V240L57 239V237H58V239L55 240V241L59 242V240H60V239H59V236H60V238H61V236H62V235H61V234H62L61 232H62L65 228H67V229H69V230L66 229L65 232H63V233H65V234H67L66 236H65V234L63 235L64 238L67 237V236H72L74 233L77 232V230H79V229H77V226H79V225H77V226L73 225V226L76 227V228H72V227H73V226H72V227H71L72 232H71L70 228L67 227V224H66V223H65L66 226H64L65 224H64L63 226H61ZM93 224H94V225H93ZM170 224H171V223H170ZM202 224H203V223H202ZM233 224H234V223H232V225H233ZM238 224H239V223H238ZM241 224H240V225H241ZM246 224H247V223H246ZM250 224H249V225H250ZM152 225H154V221H153ZM171 225H172V224H171ZM191 225H192V224H191ZM220 225H221V224H220ZM229 225H230V224H229ZM240 225H239L238 227L241 228L240 231H242V232L244 233L243 228L241 227L242 225H241V226H240ZM244 225H245V224H243V226H244ZM249 225H248V227H250ZM252 225H253V224H252ZM111 226H112V227H111ZM116 226L114 227V228H115L114 230H116ZM176 226H178V227L180 226V228H177ZM192 226H193V225H192ZM209 226H210V225H209ZM211 226H212V225H211ZM211 226H210V227H211ZM216 226H218L217 223H216ZM221 226H222V225H221ZM221 226H220V227H221ZM226 226H227V224H226ZM236 226H237V224H236ZM246 226H247V225H246ZM63 227H64V229H62ZM171 227H173V225H172ZM183 227H184V228H185V227H188V225L185 226V224H184V225H182V228H183ZM218 227H219V226H218ZM220 227H219V228H220ZM229 227H230V226H229ZM238 227H236V229H238ZM60 228H61V230H60ZM175 228H176V229H175ZM211 228H213V227H211ZM214 228H215V225H214ZM227 228H228V226H227ZM232 228H233V226H232ZM73 229H76L74 233H73ZM101 229H103V232L101 231ZM174 229H175V230H174ZM105 230H106V231H105ZM134 230H136V229H134ZM168 230H169V229H168ZM168 230H167V231H168ZM213 230H216V231H218V233H219V229L217 230V228H216V229H213ZM213 230H210V231L208 230V231L211 232V231H213ZM58 231H59V233H58ZM60 231H61V232H60ZM66 231H67V232H66ZM69 231H70V234L72 233L71 235L68 234ZM89 231H87V234H88ZM104 231H105V232H104ZM112 231L115 232V233H113ZM240 231H238V233H241ZM101 232H102V234H101ZM134 232H135V233H134ZM134 232H133V235L131 234V242H130V243H134V242H133L134 240L132 241V236H133V238H134V234H137L136 231H134ZM169 232H170V230H169ZM173 232H171V233H173ZM176 232H175V233H176ZM209 232H207L208 235H213L212 232H211L210 234H209ZM213 232H214V234H217V235H218V233H216L215 231H213ZM80 233H81V231H79V233L77 232V233L75 234V236L77 235L78 237H80V236H81ZM103 233H104V234H103ZM112 233H113V234H112ZM175 233H174V234H175ZM177 233L175 234V236H173L174 239H172V241H173V240L175 241V239H176L175 237H177V236L180 237ZM259 233H261V232L259 231L258 234H259ZM262 233H263V232H262ZM78 234H79V235H78ZM83 234H86V233H82V236H81L82 238H85V240H87V239L89 238V236L91 235V234H88V235H89V236H88V235L86 234L87 237H88V238H87V237L83 236ZM93 234H92V235H93ZM116 234H117V233H116ZM116 234H115V236H116ZM168 234H169V233H168ZM241 234H242V233H241ZM241 234H239V235H241ZM254 234H255V232H254ZM254 234L252 233L253 238L257 237L256 235H255V237H254ZM258 234H257V235H258ZM92 235L90 236L91 238L94 237V236H92ZM101 235H102V236H101ZM137 235H138V234H137ZM137 235H135V237H136ZM169 235H170V234H169ZM176 235H177V236H176ZM55 236H57V237L55 238ZM99 236H97V238H100ZM109 236H108V237H109ZM113 236H114V235H113ZM171 236H172V235H171ZM205 236H206V235H205ZM258 236L261 237V235H258ZM262 236H263V235H262ZM78 237H77V238H78ZM106 237H105L104 239H106ZM108 237H107V238H108ZM139 237H140V234H139V236H137V238H139ZM242 237H244V234H243ZM246 237H247V236H246ZM251 237H252V236L249 235V238H251ZM263 237H264V236H263ZM64 238L61 239V242H64V241H65L66 238H65V239H64ZM75 238H76V237H75ZM77 238H76V239H77ZM137 238H135V240H136V243H137L138 246L136 245V243H134L133 247H134V248H137V247H138V249H137L138 252H136L134 255L140 254V253H141V249H142V247H144V246H145L144 244L146 243V242H145L144 240H142L141 238H140V240H138ZM142 238H143V237H142ZM206 238H207V237H206ZM73 239H74V238H73ZM89 239H90V238H89ZM89 239H88V240H89ZM102 239H98V240H102ZM170 239H171V238H170V236H169V240H168V242L170 241ZM245 239H246V238H245ZM245 239H244V240H245ZM257 239H258V237L256 238V242H255V240H254V242H255V244L258 246L259 244H257V243H258ZM261 239H262V237H261ZM263 239H264V238H263ZM63 240H64V241H63ZM81 240H84V239H81ZM137 240H138L140 243H141V241H143L142 243H144V244H142V243L139 244V243L137 242ZM177 240H178V242H179V241L181 240V238H180V239L177 238ZM177 240H176V241H177ZM248 240H249V239H248ZM49 241H51V240H49ZM72 241H73V240H72ZM74 241H75V239H74ZM78 241H79V240H78ZM172 241L169 242V245H170V243H171V244L174 243V242H172ZM176 241H175V243H174L175 245H176ZM241 241H242V240H241ZM260 241H261V243H262L263 240H260ZM244 242H245V241H244ZM247 242H248V241H247ZM247 242H246V243H247ZM249 242H252V240L249 241ZM72 243H73V242H72ZM130 243L128 242V244H130ZM166 243H167V241H166ZM181 243H182V242H181ZM241 243H242V242H241ZM241 243H239V246H240ZM252 243H253V242H252ZM50 244H51V242H50ZM58 244H60V243H58ZM58 244H54V246H57ZM62 244H64V243H61L60 245L62 246ZM65 244H66V242H65ZM244 244H245V243H244ZM244 244H243V245H244ZM253 244H254V243H253ZM72 245H73V244H72ZM135 245H136V247H135ZM139 245H140V246H139ZM141 245H144V246L141 247ZM160 245H161V244H160ZM177 245H178V244H177ZM177 245H176V246H177ZM243 245H242V246H243ZM245 245H246V244H245ZM61 246H59V248H56V249H60ZM63 246H64V245H63ZM121 246H122V245H121ZM121 246H120V248L118 247V249H116V255H117V256L119 255L118 257L121 256V255H120V253H121V249H122ZM128 246H129V245H128ZM153 246H154V245H153ZM156 246H157V245H156ZM156 246H155V247H156ZM165 246L167 247L166 244H164V247H165ZM171 246L173 247V245H171ZM249 246H251L250 248H252L251 243H250ZM254 246H255V245H254ZM254 246H253V249H252V250H253V252H256L255 250H256L257 247H254ZM259 246H261V245H259ZM64 247H65V246H64ZM64 247H63V248H64ZM122 247H123V246H122ZM130 247L132 248V246H130ZM139 247H141V248L139 249ZM146 247H147V248H150L151 246L148 247V245H146L145 248H146ZM159 247H161V246H159ZM159 247L157 246L158 251L160 250ZM164 247H163V249H164ZM166 247H165V248H166ZM174 247H175V246H174ZM237 247H238V246H237ZM262 247H263V246H262ZM134 248H132V249L135 250ZM169 248H170V247H168V249H169ZM240 248H241V247H240ZM240 248H239V249H240ZM246 248L248 249L247 246H246ZM250 248H249V249H250ZM123 249H124V248H123ZM150 249H151V248H150ZM152 249H153V248H152ZM174 249H175V248H174ZM254 249H255V250H254ZM258 249H259V247H258ZM260 249H262V248H260ZM263 249H264V248H263ZM153 250H155V249H153ZM161 250H162V249H161ZM123 251H124V250H122V253H123ZM135 251H136V250H135ZM135 251H133L131 254H133ZM146 251H147V250H146ZM149 251H150V250H149ZM149 251H148V252H149ZM171 251H172V253L175 252V251L173 250V248H171ZM246 251H247V250H246ZM249 251H251V250H249ZM262 251L264 252V250H262ZM262 251H260V250L257 251V254L260 255V254L262 253ZM93 252H94V251H93ZM93 252H92V251H91V252L89 251V253L92 254V257H93L92 260L90 259L91 262L93 261V259H96V258H97L96 254H98L97 252H96V253H93ZM144 252H145V250H144ZM148 252H147V253H148ZM151 252H153V253H150V252H149L148 255H149V256H152V258H153L154 254H155L157 251L154 252V251L151 250ZM164 252L167 253V252H168L167 249H166V251H159V254L161 253V255H159V259H158V255H157V257L153 258V260H155L156 258L158 259V260H155V261L150 260V259H152V258H150V257L145 253V257H149V260H148V258H147V259H144V260H146V262H147V260H148V261L150 262V264H151L152 262H153V263H155V262L157 263L158 261H159V264H160V262H162L163 264H165V261H163V259L166 260V257L168 258L169 255L167 254L168 256H166V254H164ZM251 252H252V251H251ZM253 252H252V253H253ZM142 253H143V249H142ZM142 253H141L140 255H142ZM176 253H178V252H176ZM93 254H95L94 256H96V258H94ZM150 254H152V255H150ZM156 254H157V253H156ZM163 254H164V255H163ZM169 254H171V252H169ZM246 254H249V253H246ZM246 254H244V255L246 256ZM134 255H133V256H134ZM140 255H138V257H141ZM146 255H147V256H146ZM174 255H175V254H174ZM251 255H252V254H251ZM251 255H248V257L251 256ZM255 255H256V253H255ZM259 255H256V256H259ZM161 256H164V257L161 258ZM165 256H166V257H165ZM176 256H177V255H176ZM178 256H179V255H178ZM252 256H253V255H252ZM135 257H137V256H134V261H135ZM169 257H170V256H169ZM172 257H173V256H172ZM172 257L169 258L170 260L168 259V263H169V261H172ZM263 257H264V254H263V253H262V255H261V258H262V259H258V257H256V259L258 260V263H260L261 261H264V260H263ZM90 258H91V256H90ZM175 258H177V257H175ZM246 258H247V257H246ZM252 258H254V256H253ZM259 258H260V257H259ZM136 259H137V258H136ZM139 259H140V258H139ZM173 259H174V258H173ZM249 259H250V258H249ZM253 260H254V259H251L252 262H253ZM257 260H255V261H257ZM121 261H122V260H121ZM178 261H180V263H181L182 260L180 259V260H178ZM178 261H175V259H174L173 263H171V264H174V262H177V263L179 264ZM255 261L253 262L254 264H255ZM94 262H96V261H94ZM94 262H92V263H94ZM136 262H137V261H136ZM149 262H148L147 264H149ZM3 263H4V262H3ZM138 263H139V262H138ZM153 263H152V264H153ZM156 263H155V264H156ZM190 263H191V262H190ZM0 264H2V263L0 262ZM4 264H5V263H4ZM157 264H158V263H157ZM166 264H167V261H166ZM169 264H170V263H169ZM175 264H176V263H175ZM261 264H262V263H261Z\"/></svg>",
    "mask_w": 264,
    "mask_h": 264
}]
</instances>
